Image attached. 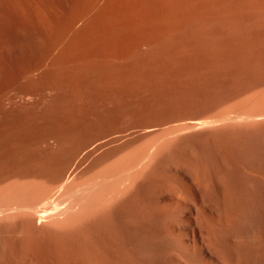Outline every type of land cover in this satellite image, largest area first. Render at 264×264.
I'll use <instances>...</instances> for the list:
<instances>
[{"label": "rangeland", "instance_id": "374dc122", "mask_svg": "<svg viewBox=\"0 0 264 264\" xmlns=\"http://www.w3.org/2000/svg\"><path fill=\"white\" fill-rule=\"evenodd\" d=\"M30 1V5H32L30 8H32L33 10H34V12H33V10H32V15H33V17H34V20H32L33 19V17H31V15H28V16H26V13H28V12H26V13H24V16H23V14H21V13H19V12H17L16 10H14V9H12V12L11 11H9V10H11V9H7V10H5L6 9V7H5V5H1V7H0V14L2 15L3 13H5L4 14V16L6 17H4L3 15H2V17L3 18H1V15H0V30H2V31H0L1 33V35H0V58H2V60H4V62H1V60H0V75H1V78L3 79H1L0 80V83H1V86L2 87H6L5 89L6 90H8L9 91V89H10V91L9 92H11L12 91V93L10 94L8 91H6L5 89V91L3 90V92L2 93H0V98H1V100H0V102H1V104H0V120H2V121H0L1 123H0V126L2 127V128H0V174L1 173H3V172H5V171H7L8 169H10V168H13L15 165H16V160H15V158H14V153H16V152H20V153H24V155L25 156H28V155H30V154H35L36 153V151L37 152H39V151H41V152H44L45 153V151L46 150H48L49 151V149L48 148H46L47 146V142H46V139L48 140V138H50V137H48V133H49V129H51V127H53V129H51L50 130V132H52V133H55V131L57 132V133H65V129L64 128H66L67 129V131H69V132H71V134L73 135L74 133L76 134H79V133H84L85 131H87L88 132V129L90 128V131H91V129H93L92 131H94L95 129L97 130V129H99V127H100V131H102V130H106L107 128L108 129H111L112 130V128H114V130L115 129H121V128H123V127H126V128H124V129H127V127H130L131 125L133 126L134 125V128L136 127V125H137V127L136 128H139V126L141 127L142 125L144 126V125H149V124H161L162 123V125H161V127L163 128L164 126H168V125H170V124H176L177 122H175V121H178V122H180V119H179V117L181 116V115H179L180 113L181 114H183V116H184V114H187L186 116V118H189L190 117V115H192L191 117H194L196 114H190V113H193V112H207V111H209V109H210V111L209 112H212V111H214V110H216V109H214V105L216 104V105H219V104H217V103H220V104H222L223 102H224V104L223 105H221V106H218V107H220L221 109H222V107L226 104V106H224L223 107V109H225L226 107L228 108L229 107V105H230V107L229 108H233V106H234V108L235 107H237V109H234V110H247V111H260V110H262V111H264V91L262 92V90L264 89L263 87V85L262 84H264L263 83V80H264V78H263V76H262V74L264 75V67H262L261 68V66L262 65H259V64H261V63H263L264 62V15H263V13L264 12H262V11H264L263 9H264V7H260V5L262 4L263 6H264V0H263V2H262V0L260 1V0H225V1H223V0H218V2H217V0H213V1H208V3H207V0L205 1V0H198V1H196L195 0V3L193 2L194 0H174L176 3H177V1L179 2V3H181L182 1V3L181 4H179V3H177V4H179V7L181 8H179L178 9V6H177V4L175 3V2H173V0H149V1H147L146 3H145V1L143 2V6H142V3L140 2V1H143V0H130L131 2H133V4H130L129 3V0H126V2L127 3H129V5L126 3V5H125V8H124V1L125 0H121L122 2H120V0H118V1H116V0H114V2L112 1V0H109V1H111V2H109L108 0H98V3L95 1V3H97V4H99V7L98 6H96L95 5V10H98L99 8L101 9H103L104 7L103 6H105V5H108V6H105V7H107L109 10H105V11H107L106 13L104 12V9H103V14L105 15V14H109V15H105L107 18H109L110 16H112V17H110L109 18V20L111 19L112 20V18H113V20H112V22H111V20L109 21V22H107L108 20L107 19H105V17H104V15L103 14H101V16L103 15V17L102 18H99V17H101L100 15H98L99 13H101L102 12V10L100 11V10H98V11H100L99 13H98V11L96 12L94 9V11L96 12V13H94L95 15H98L99 17L97 18L98 20H100V21H98L97 19H94V17H95V15H93V18H92V20H97V21H94L93 23H94V26H93V30L90 28L91 27V25H89V27L87 28L88 30V32H86L84 29H82L81 30V28H79L82 32H83V35L85 36V38H87V40H85V38L83 39V35L82 34H79V29H78V26L80 25H78V24H76L75 25V27H76V29H74L73 31L74 32H72V30H67V28L65 29V31H61V30H63L64 29V25H61V26H63V29L62 28H60L59 30H60V32H61V34H63L64 32H72L71 33V36H69V37H71V38H69L68 37V35H70V33H68V35H66V37H65V35L64 36H62V37H64L65 39L67 38L68 39V41H67V39H66V41H65V39H64V41L66 42L65 43V45H63V47L66 49V51H70L69 53L68 52H66L65 51V49L63 50V52L62 53H64V51H65V54H60L61 56H62V62L61 63H63L64 61L66 62L65 63V65L63 64H61L62 66H64V67H62L61 66V68H62V70L63 71H65L64 73H66V74H70L71 72H69L68 70H74L73 68H75L76 66L78 67H76L75 68V70H80V72L81 73H79V72H75V70H74V73L72 72V74H74V75H76V76H72V77H74L75 79H77V81H79V82H77L74 78H72L71 77V75H70V77H69V75H66V74H64L63 73V71H62V73L65 75V76H67L66 78H65V76L63 75L62 77L60 76V77H57V76H59L60 74L59 73H56V72H54V69L53 70H51V68H53L52 66H49L50 64H51V62L50 61H48V59L47 58H45V57H48L49 58V60H51L50 58L52 57V56H50L51 54H50V52L52 53L53 51H54V53L53 54H57L56 52L58 51V50H56L55 51V49L53 48V50L51 51V50H49L48 51V48L50 49L51 48V41L53 40V38L55 37V36H58V38L60 39V32H59V30H55L54 29V26H55V24L56 25H58L57 23H56V20L58 21V20H60V21H62L61 19H63V21L62 22H64L66 19H69V17H72L73 16V13H75V8H76V6H78L79 5V7L78 8H80V5H84L81 1L82 0H60L61 2H63V3H61L59 0V2L56 0V2H55V0H51V1H53V2H51L50 0H29ZM33 1H35V2H33ZM45 1H46V3H45ZM47 1H50L49 3L47 2ZM69 1H71L70 3H69ZM86 1V0H85ZM84 1V3H86ZM89 1H91V0H89ZM103 1V2H102ZM106 1V3H104ZM108 1V2H107ZM116 1V2H115ZM138 1V2H137ZM159 1H160V3H159ZM170 1V2H169ZM189 1V3H187ZM220 1V2H219ZM222 1L224 2V3H222ZM232 1H236L235 3L236 4H233L232 3ZM242 1V2H241ZM245 1V2H244ZM249 3V1H250V6L247 4V2ZM260 1V3H257V2H259ZM31 2H33V3H31ZM58 2V3H57ZM77 2H79V3H82V4H79V3H77ZM101 2V3H100ZM120 2V3H119ZM152 2V3H151ZM154 2V3H153ZM156 2V3H155ZM166 2H168V3H170V5L167 3V6H166ZM185 2V3H184ZM192 2H193V4H192ZM197 2V3H196ZM200 2V3H199ZM209 2L210 3H212V4H210L209 5ZM229 2V3H228ZM255 2L256 3V5H255V3L253 4V3ZM1 3V2H0ZM45 3L46 5H43V4ZM51 3H52V6H51ZM55 3H57V5H55ZM75 3L77 4L76 6H75ZM87 3H89V2H87ZM87 3H86V5H87ZM102 3H103V5H102ZM108 3H110V4H114V3H116L117 4V6H119V5H121V8H122V10L120 9L119 11H117L119 8H120V6H119V8L116 6H112V5H110V4H108ZM136 3H138V6H137V8H136ZM140 3H141V5H140ZM158 3V4H157ZM184 3V4H183ZM203 3V4H202ZM206 3L208 4V6L206 5ZM219 3V4H218ZM222 4V6H221V4ZM229 5H228V4ZM38 4V6L37 7H35L36 5ZM42 4V5H41ZM50 4V5H49ZM66 4L68 5V6H66ZM101 4V5H100ZM155 6H154V5ZM160 4V5H159ZM164 5L163 7H161L162 5ZM194 4H196V5H194ZM199 4V5H198ZM201 4V5H200ZM218 5V11H219V9H220V12L218 13L217 12V6H214V5ZM240 6H239V5ZM246 4V5H245ZM258 4H259V6H258ZM54 5V6H53ZM63 5V6H62ZM69 5H71L72 6V8H71V6H69ZM85 5V6H86ZM133 6V8H132V6ZM150 6V5H153V6H151V7H154V9H153V11L152 10H150L151 9V7H146V9H145V6ZM157 5V6H156ZM168 5L170 6V7H168ZM172 5V6H171ZM181 5V6H180ZM187 6V8L185 9L184 8V6ZM192 5H194L193 7H192ZM198 5V6H197ZM205 7H204V6ZM212 5V6H211ZM224 5H225V9H224ZM234 5V6H233ZM238 5V6H237ZM243 5V6H242ZM256 7H255V6ZM39 6H41V7H39ZM44 6H46L47 8H49V9H53V11L52 10H50L49 11V9H47V8H45ZM52 8H51V7ZM60 8H59V7ZM66 6V7H65ZM75 8H74V7ZM102 6V7H101ZM110 6H112L111 8H110ZM127 6V7H126ZM130 6V8H128ZM135 6V7H134ZM139 6H142V9H141V7L139 8ZM158 6H160V8H158ZM185 6V7H186ZM197 6V7H196ZM211 6V7H210ZM226 6H228L227 8H226ZM246 6V7H245ZM2 7H3V9H4V7H5V9H4V11H3V9H2ZM33 7H35V8H33ZM55 7V8H54ZM63 7V8H62ZM64 7H65V9H66V11H64L65 9H64ZM96 7H98V9H96ZM165 7V8H164ZM172 7V8H171ZM175 7V8H174ZM184 8V10H182L183 8ZM189 7H192V8H189ZM201 8L200 10L199 9H197V8ZM203 7V8H202ZM207 7V8H206ZM255 7V8H254ZM37 8H40V10L39 9H37ZM64 9V10H62V9ZM113 8L115 9V11L113 10ZM118 8V9H117ZM136 10H138V11H136ZM149 8V9H148ZM155 8H157V9H155ZM162 8H164L165 10H163ZM167 8V9H166ZM168 8H169V11H170V13L172 12H174V14L175 13H177V15L175 14V15H173V17H172V15L171 16H169L168 14H166V13H169V12H164V11H168ZM171 8V9H170ZM205 8V9H204ZM213 8H216V9H214L213 10ZM222 8V9H221ZM241 8V10H239ZM243 8L244 9H246V11L244 12L243 11ZM39 10V11H37V10ZM42 9V10H41ZM43 9H45V10H43ZM56 9V10H55ZM58 9V10H57ZM117 9V10H116ZM128 9V10H127ZM163 11H162V10ZM177 10V12H175V11H173V10ZM190 9V10H189ZM196 10V14L194 13V11L193 10ZM209 11H207V10ZM211 9V10H210ZM247 9H251V10H253V12H255L254 11V9L256 10V12H255V14H256V17L254 16L255 14L254 13H251V11H249V10H247ZM261 9V11H260V14L258 13L259 12V10ZM36 10V11H35ZM59 10H60V12H59ZM74 11V12H72V14H71V11ZM110 10H112L113 12H116V14L114 15V13L112 12L111 13V11ZM126 11V13L128 12H130L129 13V15L130 14H132V16H130V17H127V16H129L128 14H125V11ZM134 10L137 12H134ZM139 10H140V12H139ZM143 10H144V12H143ZM148 10H150V12L148 11ZM180 10V11H179ZM189 10V11H188ZM199 10V11H198ZM213 10V11H212ZM222 10H224V12L222 11ZM2 11V12H1ZM9 11V12H8ZM45 11H48V12H44ZM54 11H58V13L56 12V13H53ZM64 11V12H63ZM108 11H110V12H108ZM145 11H146V13H145ZM162 11V12H161ZM179 11V12H178ZM182 11H184L183 13H182ZM200 11H203V12H200ZM210 11H212V12H210ZM226 11H228V12H226ZM7 12V13H6ZM11 12V13H10ZM36 12V13H35ZM38 12H39V15L42 17H40L39 15H38ZM43 12V13H42ZM65 12L67 13V15L65 14ZM119 12V13H118ZM132 12V13H131ZM139 12V13H138ZM160 13V15L158 14V13ZM192 12V13H191ZM210 13V15L209 16H207L208 15V13ZM239 12H240V14H239ZM243 12V13H242ZM15 13H17V14H19V16L17 15V14H15ZM34 13V14H33ZM53 15H51V14ZM60 13V14H59ZM70 13V14H69ZM93 13V12H92ZM122 13V14H121ZM136 13V15L137 16H134V14ZM150 14V18H152V17H154V19L155 20H153V18H152V22H150L151 21V19H148L149 18V14ZM153 13V14H152ZM157 15H156V14ZM163 13V14H162ZM165 13V14H164ZM171 13V14H172ZM180 13V14H179ZM187 13V14H186ZM201 13V14H200ZM204 13V14H203ZM218 13V14H217ZM222 13H225V14H222ZM11 14H13V15H11ZM35 14H36V18H35ZM45 14H47L48 15V17H49V19H50V21H48L49 19L47 18V15H45ZM55 14H57V15H55ZM64 15L65 14V16L63 17L62 15ZM111 14V15H110ZM121 14V15H120ZM123 14H125V15H123ZM143 16H142V15ZM145 14H147V15H145ZM179 14V15H178ZM184 15V16H182V15ZM192 14V15H191ZM199 14H200V16H199ZM206 14V15H205ZM8 15H10V17H8ZM17 15V16H16ZM71 15V16H70ZM118 15H119V17H118ZM154 15V16H153ZM205 15V16H204ZM260 15V16H259ZM14 17V18H12V17ZM39 16V17H38ZM44 16H45V18H44ZM57 16H58V18H57ZM60 16V17H59ZM142 16V17H141ZM146 16H148L147 18H146ZM160 16V17H159ZM162 16H163V19L164 20H166L165 21V23L163 22V21H161L160 23H158L159 22V18H161L162 19ZM190 18H189V17ZM194 16V20H193V18L192 17ZM197 16V17H196ZM202 16V17H201ZM249 16H252V17H249ZM27 19V17H28V19L26 20L25 18ZM68 17V18H67ZM97 17V16H96ZM95 17V18H96ZM116 17H118V18H116ZM125 17H127L126 19H128V22H130V24L127 22V20L125 19L124 20V18ZM134 17H135V19H134ZM138 17V18H137ZM139 17L141 18L140 19V21L138 22V20H139ZM167 17H168V20H167ZM175 17V18H174ZM177 17V18H176ZM184 18V19H182V18ZM187 17V18H186ZM199 20H197L196 18ZM201 17V18H200ZM206 17V18H205ZM255 17V18H254ZM12 18V19H11ZM17 18V19H16ZM20 18V19H19ZM29 18L31 19V20H29ZM55 18H57V19H55ZM116 18V19H115ZM122 18H123V20H122ZM131 18V19H130ZM158 18V19H157ZM192 18V19H191ZM202 18H204V19H202ZM245 19V20H242V19ZM246 18H247V20L249 19L250 20V18L251 19H253V20H248L249 22L247 23V21H246ZM259 18V19H258ZM11 19V20H10ZM16 19V20H15ZM24 21H23V20ZM36 19H37V21L39 20V19H43V20H39V22H35L36 21ZM45 19H48V20H46V21H44ZM103 19H105V21L103 20ZM118 19V20H117ZM143 19H147V20H149V22L148 21H143V22H145L146 23V25L144 24L143 26H144V29H142V20ZM162 19V20H163ZM180 19V20H179ZM188 19V20H187ZM256 19V20H255ZM262 19H263V22H262ZM2 20V21H1ZM22 20V21H21ZM126 22V24L125 23H123V25H122V22ZM132 20H133V22H132ZM171 20V21H170ZM178 22H177V21ZM197 20V21H196ZM239 20H241V22H242V24L243 25H241V22L239 23ZM258 20V21H257ZM8 21H10V22H8ZM18 23H17V22ZM19 21L22 23V24H19ZM29 23H33V25L32 24H29ZM30 21H32V22H30ZM45 22L44 24L43 23H41V22ZM66 21H68V20H66ZM101 21H103L102 23H101ZM116 21V22H115ZM118 21H120L119 23H118ZM135 21H136V23H135ZM153 21H155V22H153ZM156 21H158V22H156ZM172 21H174V22H172ZM183 21V22H182ZM189 22L188 24H187V22ZM191 21V22H190ZM193 21H196V22H193ZM244 21V22H243ZM252 21V22H251ZM259 21H261V22H259ZM3 22H5V23H3ZM12 22V23H11ZM48 22V23H47ZM53 22L55 23V24H53ZM92 22V21H91ZM91 22H90V24H91ZM95 22H96V24H95ZM105 22H107L106 24H105ZM198 22H200V23H198ZM246 22V24L244 25V23ZM250 22H251V25H253V26H251L250 25ZM8 23H11V25L10 24H8ZM13 23H15V24H13ZM28 23V24H27ZM50 23H52V24H50ZM66 22H64V24H65ZM98 23V24H97ZM102 24V27L100 26L101 24ZM114 23V24H113ZM138 23V24H137ZM150 23V24H149ZM153 23H155L154 25L155 26H157L156 24H158V26H157V28H159V26H160V28H162V26L165 28H169V30L168 29H164V28H162L163 30H160V29H158L159 30V32H158V30H157V28L155 27V29H152V28H154V27H151V26H154L153 25ZM170 23V24H169ZM171 23H172V26H171ZM182 25H181V24ZM193 23V24H192ZM253 23V24H252ZM3 24V25H2ZM19 24V25H18ZM23 24H25L26 26H27V28H25L26 26L25 25H23ZM39 24H41V25H39ZM43 24V25H42ZM48 24H50V25H48ZM104 24V25H103ZM110 24V25H109ZM116 24V25H115ZM118 24H119V26H118ZM128 24H129V27H128ZM132 24H133V26H132ZM140 24V26H138ZM148 24H149V26H148ZM163 24V25H162ZM177 24V25H176ZM179 24V25H178ZM197 24V25H196ZM199 24V25H198ZM239 24H240V26H239ZM8 25H9V27H8ZM23 25V26H22ZM30 25H31V27H30ZM38 25H39V27H38ZM78 25V26H77ZM99 25V27L102 29V31H101V29L99 28V27H97L96 28V26H98ZM113 25H115V26H113ZM126 25V26H125ZM130 25L132 26V27H130ZM135 25H137L136 27L137 28H135ZM168 25V26H167ZM170 25V26H169ZM175 25V26H174ZM183 25H186V26H183ZM188 25H190V27H188ZM193 25V26H192ZM194 25H196V26H198V27H195ZM3 26H5V29H4V27ZM12 26V27H11ZM15 26V27H14ZM22 26V27H21ZM40 26H41V28H40ZM42 26L44 27V26H46V27H44L45 28V30H44V28L42 29ZM48 26H50L51 27V29L50 28H48L47 29V27ZM107 27V28H105V27ZM111 26H113V29L111 28ZM125 26V27H124ZM142 26V27H141ZM177 26V27H176ZM181 26H182V28H181ZM242 26V27H241ZM250 26V27H249ZM3 29H2V28ZM7 27H8V29H7ZM17 27V28H16ZM18 27H20V28H18ZM24 27V28H23ZM37 29H36V28ZM56 27V26H55ZM108 27H109V30H108ZM119 27V28H118ZM128 27V28H127ZM148 27H150V29L148 28ZM174 27H176L175 29H176V33L174 32V30H173V28ZM188 28V29H185L184 30V28ZM194 27H195V29H194ZM14 28H16V29H14ZM23 28V29H22ZM31 28V29H30ZM35 29V31H34V29ZM54 30H53V29ZM57 28H59L58 26H57ZM90 28V29H89ZM104 28V29H103ZM111 28V29H110ZM118 30H117V29ZM124 28V29H123ZM126 28V29H125ZM131 28L133 29V30H131ZM192 28V30H190ZM196 28H198V29H196ZM201 30H200V29ZM7 29V30H6ZM11 30V29H13V31L11 32V31H8V30ZM20 29V30H19ZM41 29V30H40ZM96 29H98V30H96ZM116 29V30H115ZM128 29V30H127ZM131 30V32H130V30ZM137 29V30H136ZM142 29V30H141ZM145 29H146V31H148L149 32V34H147V32L145 31ZM173 31H172V30ZM182 29V30H181ZM196 30V31H194V30ZM17 30V32H15ZM29 30H31V31H29ZM38 32H37V31ZM49 30H51V32L49 31ZM75 30H77V31H75ZM90 30V31H89ZM94 30H96V31H94ZM118 31V32H115V31ZM119 30H121V32L119 31ZM123 30V31H122ZM127 30V31H126ZM134 30H135V32H134ZM141 30V32H138V31H140ZM165 30V31H164ZM181 30V31H180ZM199 30V31H198ZM9 33H8V32ZM33 31V32H32ZM43 31H44V34H42L43 33ZM53 31H54V33H53ZM55 31H58L57 33L55 32ZM86 32V34H87V36H86V34H85V32ZM104 31H106V32H104ZM112 31H114L115 32V34L117 33V34H120V35H117L116 34V36H115V34H114V32H111ZM127 33H126V32ZM155 32V34L153 33V32ZM162 31V32H161ZM177 31L179 32V33H177ZM197 31L199 32V34H197ZM256 31V32H255ZM257 31L259 32V33H257ZM5 32V35L3 34ZM16 33V35H12V34H14V33ZM40 32V33H39ZM48 32V33H47ZM78 33V35H77V33ZM82 32H80V33H82ZM90 32V33H89ZM95 32V33H94ZM96 32H98V33H96ZM103 32H104V34H106L107 32V34H110V35H112V36H110V35H104L103 34ZM126 33L128 36L130 35V33H134L135 35H138V36H135L134 34L132 35L131 34V36L128 38V36H126L125 34H123V33ZM143 32V33H142ZM147 34H145V33ZM166 32V33H165ZM167 32H169L170 33V35H171V33L172 32H174V35H172L171 37H168V36H170V35H167ZM183 32V33H182ZM187 32V33H186ZM194 32H196V34L194 33ZM17 33H18V35H17ZM49 33H51V34H49ZM74 33V35H72ZM103 34V35H101V34ZM151 33V34H150ZM160 33V34H159ZM163 33V34H162ZM164 33H165V35H164ZM168 33V34H169ZM257 33V34H256ZM5 36L4 38L2 37L3 35ZM42 34V35H41ZM58 34H60V35H58ZM64 34H66V33H64ZM90 34V35H89ZM92 34V35H91ZM94 34V35H93ZM99 34V35H98ZM140 34H144L145 36H148L147 37V39H146V37L145 36H143V35H140ZM161 34H162V37H161ZM173 34V33H172ZM176 34V35H175ZM181 34V35H180ZM240 34V35H239ZM252 34V35H251ZM255 34V35H254ZM261 34V35H260ZM9 35V36H8ZM40 37H39V36ZM48 35H50V37L48 36ZM81 36V38H80V36ZM99 36V39H96V37L97 36ZM122 35V36H121ZM139 35H140V37H139ZM150 35V36H149ZM164 35V36H163ZM166 35H167V37H166ZM9 38H8V37ZM11 36V37H10ZM15 36V37H14ZM37 36H38V38H37ZM43 38H42V37ZM46 36H48V37H46ZM51 36H52V38H51ZM74 36H75V39L77 40V41H75V39H74ZM94 36H96V37H94ZM109 38H108V37ZM115 36V37H114ZM119 36V37H118ZM121 36V37H120ZM124 36V37H123ZM156 36H158L157 38H156ZM79 39H78V38ZM90 37H92L93 39H91ZM101 37V38H100ZM102 37H106L105 39L103 38V40H101L102 39ZM114 39H113V38ZM144 37H145V39L146 40H144ZM41 38H42V41H41ZM46 40H45V39ZM57 38V37H56ZM55 38V39H56ZM90 38V40H88ZM108 38V39H107ZM117 38V39H116ZM120 38H122L123 40H121ZM137 38H138V40H137ZM140 38V39H139ZM152 38H154V39H152ZM156 38V39H155ZM159 38V39H158ZM161 38V39H160ZM2 39H4V41L2 40ZM9 39H10V41H9ZM16 39H17V41H16ZM62 39V38H61ZM74 39V40H73ZM108 40V42H106L107 40ZM119 39V40H118ZM125 39V40H124ZM130 39V41H128ZM132 39V40H131ZM134 39V40H133ZM136 39V40H135ZM142 39V40H141ZM148 39H150V40H148ZM163 39H164V41H163ZM168 39H170V41H171V39H172V42L171 43H169L170 41L168 40ZM14 40V41H13ZM45 40V41H44ZM48 40H50V41H48ZM70 40H72V41H70ZM81 40V41H80ZM98 40V41H97ZM99 40H101L100 42H99ZM106 40V41H105ZM109 40L111 41V42H109ZM114 40V41H113ZM117 40V41H116ZM122 42H121V41ZM140 40V42H141V44L138 42ZM148 40V42H146ZM151 40H153V42L151 41ZM155 40H157V41H155ZM158 40H160V41H158ZM73 41H75V43L73 42ZM79 41V42H78ZM84 41H86V42H84V43H87V44H84L83 45V42ZM90 41V42H89ZM92 41V42H91ZM97 41V42H96ZM119 41V42H118ZM124 41H128L129 42V44L127 43V42H125V43H123ZM136 41H137V44H136ZM163 41V43L161 44L160 42H162ZM10 42V44H7V43H9ZM44 42H46V43H44ZM49 42V43H48ZM76 46L78 43L80 44L81 42V46L78 44L76 47H77V49H76V47L72 44V43ZM93 42H95V44L93 43ZM102 42V43H101ZM114 42V43H113ZM142 42H144V43H142ZM152 42V43H151ZM159 44V46H158V44ZM166 44H165V43ZM207 42V43H206ZM3 43V44H2ZM12 43H13V45H12ZM42 45H41V44ZM62 43H63V41H62ZM89 43V44H88ZM92 43V44H91ZM99 43L102 45V44H104V46L102 45H99ZM109 43V44H115L116 43V48H115V45H113L112 47H114V48H112L111 47V45H107V44ZM120 43H122L123 45H121ZM127 43V44H126ZM147 43H149L148 44V46H149V48L147 47ZM157 44L156 46L154 45V44ZM182 43L184 44V45H182ZM186 43H187V46H186ZM188 43H190L189 44V47H190V45H191V47L189 48L188 47ZM193 43H196L195 44V46L193 45ZM209 43H211V45L213 46H210V45H208ZM17 44V45H16ZM38 44H39V47H38ZM46 44H47V46H46ZM64 44V43H63ZM69 44H70V49L71 48H73V49H69ZM99 45V47H98V45ZM108 46H106V45ZM132 44V45H131ZM143 44H146V45H143ZM150 44H153V47L155 48V50L156 49H158V48H160L159 50H154V48L152 47V45H150ZM179 44V45H178ZM181 44V45H180ZM3 45V46H2ZM9 45V46H8ZM73 45V46H72ZM83 45V46H82ZM90 45V46H89ZM91 45H93V46H91ZM95 45H96V47H95ZM119 45V46H118ZM128 45V46H127ZM132 47H131V46ZM198 45H199V47H198ZM4 47V48H2V47ZM5 46H7V47H5ZM11 46V47H10ZM14 46H16V48L14 47ZM41 46H43V47H41ZM44 46H45V48H44ZM67 48H66V47ZM81 48H80V47ZM88 46V47H87ZM100 46H101V48L103 47L104 49H101L100 48ZM123 48H126V49H123ZM151 46V47H150ZM158 46V47H157ZM163 46H164V48H163ZM183 46H186V47H184L183 48ZM210 46V47H209ZM10 47V48H9ZM38 47V48H37ZM81 49L80 50V53H79V48ZM83 47V48H82ZM85 47V48H84ZM87 47V48H86ZM92 47V49L93 50H97V53H96V50L94 51L95 52V55H94V53H93V50L92 49H90V48ZM95 47V48H94ZM98 47V48H97ZM117 47H118V50H117ZM177 47V48H176ZM182 47V50L180 49ZM203 47V48H202ZM215 47V48H214ZM37 48V49H36ZM43 48V49H42ZM47 48V49H46ZM88 48H89V50H91V51H89L88 50ZM107 50H106V49ZM110 50H109V49ZM133 48V49H132ZM152 48V49H151ZM164 50H163V49ZM192 48V50L194 51H192V50H190ZM240 48H241V50H240ZM4 49V50H3ZM18 49V51H16ZM38 49H40L41 51V53H39V51L37 52V50ZM75 49H76V51H78V52H73V51H75ZM102 51H101V50ZM120 49V50H119ZM130 49H132V51L130 50ZM187 49V50H186ZM190 51H192V52H190ZM195 49V50H194ZM205 49V50H204ZM207 49V50H206ZM208 49H210V50H208ZM214 49V50H213ZM234 49V50H233ZM235 49H236V51H235ZM244 49V50H243ZM6 50H11V51H7V53L6 52H4V51H6ZM16 52H15V51ZM43 50V51H42ZM83 50H85L84 51V53L86 54H84L83 53ZM100 50V51H99ZM112 50V51H111ZM114 50V51H113ZM121 50H123V51H121ZM124 50H126V51H124ZM134 50V51H133ZM162 50V51H161ZM181 50V51H180ZM186 50V51H185ZM201 50H203V51H206V52H203V51H201ZM212 50V51H211ZM230 50V51H229ZM232 50V51H231ZM240 50V51H239ZM243 50V51H242ZM2 51H3V53H2ZM44 51H46V52H48V53H46V52H44ZM88 51H89V55L90 54H92V55H90L89 57H87L88 56ZM107 51V54L105 53ZM120 51L122 52L121 54H120ZM130 53H129V52ZM135 51L137 52V54L138 55H136V53H135ZM147 51H148V53H147ZM149 51L151 52V53H149ZM158 51V52H157ZM180 51V52H179ZM188 51V52H187ZM209 51V52H208ZM211 51V52H210ZM242 51V52H241ZM14 52H15V54H14ZM43 52V53H42ZM71 52H73L72 54L74 55H72L71 54ZM99 52H101V53H99ZM111 52H114L113 54H111V56H110V53ZM117 52L120 54V55H122V56H119V54H117ZM128 52V53H127ZM133 52V53H132ZM145 52H146V54H147V56L149 57V59H147L148 57H146V55H145ZM154 52H155V55H154V60H153V56L151 57V56H149L150 54H154ZM190 52V53H189ZM208 52V53H207ZM68 53V54H67ZM76 53V54H75ZM77 53H78V55H77ZM81 53H83L84 55H85V59L87 60H85L84 59V55H83V58H82V56L80 57V55H82ZM125 53H127V54H125ZM132 53V54H131ZM157 53V54H156ZM192 53V54H191ZM5 54V55H4ZM15 56V60H14V56ZM37 54H39V57H42L41 59H38L39 57H37L38 55ZM42 54H43V56H42ZM47 54L49 55V56H47ZM106 54V55H105ZM117 54V55H116ZM125 54V56H123ZM129 54V55H128ZM134 54V55H133ZM140 54V55H139ZM2 55H4V56H2ZM35 55V56H34ZM67 55L69 56V59H70V61H69V59H68V57H67ZM76 55H77V60L79 61V63H81V60H79V58L78 57H80L81 59H82V63L81 64H78L77 65V63H78V61L76 60ZM104 56L103 58H102V56ZM109 55V56H108ZM127 55L129 56V58L127 57ZM133 55V56H132ZM145 55V56H144ZM10 56H12V57H10ZM19 56V57H18ZM29 56V58H27V57ZM61 56H60V58H61ZM66 56V57H65ZM73 56V58L72 59H74V60H72L71 59V57ZM98 56V57H97ZM107 56H108V58H107ZM112 56H113V58H112ZM136 56H141V58H135V60H137V59H139L140 60V62L138 63V61L139 60H137V61H135V63H134V61H132V59L134 60V57H136ZM144 58H143V57ZM24 57V58H23ZM33 59H32V58ZM65 57V58H64ZM91 57V58H90ZM94 57V58H93ZM106 57V58H105ZM117 57V58H116ZM126 57H127V59H126ZM145 57H146V59H145ZM156 57V58H155ZM6 58V59H5ZM17 58H21L20 59V61H19V59H17ZM44 58L45 59H47V60H44ZM68 60H67V59ZM88 58V59H87ZM90 58V59H89ZM111 58H112V60H111ZM119 58V59H118ZM121 58H122V60H121ZM235 58V59H234ZM11 59V60H10ZM22 59H24V60H22ZM28 59V60H27ZM36 59V60H35ZM38 59V60H37ZM64 59V60H63ZM95 59H101V60H95ZM103 59V60H102ZM105 59H107V61L105 60ZM130 59H131V61L133 62H131L130 61ZM250 59V60H249ZM22 60V61H21ZM27 60V61H26ZM35 60V64H33V63H31V62H33ZM83 60H85V61H83ZM89 60V61H88ZM92 62H91V61ZM115 60V62H112V61H114ZM127 60V61H126ZM145 60H147V62H145ZM153 62H155V63H152V61ZM158 60V61H157ZM248 60V61H247ZM15 62L16 64H10L11 62ZM24 61V62H23ZM30 61V62H29ZM45 61V62H44ZM70 62V63H68V62ZM71 61H72V64H71ZM96 61H97V63H96ZM101 61V62H100ZM108 62V63H106V62ZM120 61V62H119ZM125 61V62H124ZM130 61V62H129ZM143 61V62H142ZM149 61V62H148ZM251 62V64L253 65L254 64V61H255V63L256 62H261V63H256V64H254V66H250V63H248V62ZM13 62V63H14ZM19 62V63H18ZM23 62V63H22ZM36 62H37V64L38 63H40V64H38V66H39V68H37L38 66L36 65ZM43 62V63H42ZM46 62H48V63H46ZM73 62L75 63V64H73ZM87 62H89V63H87ZM94 62V63H93ZM104 62V64H102ZM111 62V63H110ZM122 62H124V63H122ZM137 62V63H136ZM160 62V63H159ZM247 62V63H246ZM29 63V64H28ZM68 63V64H67ZM88 64V67L86 66L87 64ZM91 63V64H90ZM103 65V67L106 69L107 68V70H108V72L106 71V70H104L103 71V67L102 66H100L101 64ZM119 63H120V65H119ZM124 65V68H123V65ZM127 63V64H126ZM128 63H129V65H128ZM141 63L143 64V65H141ZM151 66V65H153V66H149L148 64ZM158 63V64H157ZM22 64V65H21ZM24 64V65H23ZM25 64H26V66H25ZM32 64L34 65V66H32ZM43 64H45V65H43ZM89 64H90V66L92 67H90L89 66ZM93 64V65H92ZM95 64V65H94ZM98 64V65H97ZM111 64H113V65H111ZM114 64H116V65H114ZM135 64V65H134ZM137 64V65H136ZM147 64V65H146ZM154 64H155V66H157V70H156V67L154 66ZM157 64V65H156ZM248 64V65H247ZM5 65H7V66H5ZM14 65V66H13ZM20 65H21V68H19L20 67ZM48 65V66H47ZM70 65H73V66H70ZM84 65V66H83ZM108 66V67H106V66ZM111 65V66H110ZM119 67H118V66ZM125 65L127 66V67H125ZM132 65H134V66H136L137 67V69L135 70V68L136 67H134L133 66V68H134V72H132L130 75H128L129 74V72H130V70L132 69L133 70V68H132ZM139 65H141V66H139ZM146 65V66H145ZM263 65H264V63H263ZM2 66H3V69H2ZM9 66L11 67L12 66V68H10L9 70H8V68H9ZM28 66V67H27ZM37 66V67H36ZM45 66L47 69L45 70V67L43 68V67ZM65 66H66V68H68V66H69V68H68V70L66 69H64L65 68ZM80 66L82 67V68H80ZM94 66V67H93ZM97 66L99 67V70H93V68L94 69H97ZM115 66V67H114ZM144 66V67H143ZM259 66V67H258ZM5 67V68H4ZM24 67V68H23ZM33 67V69H31V68ZM84 67V68H83ZM87 67V68H86ZM117 67V69L119 68V70H115V68ZM121 67V68H120ZM143 67V68H142ZM147 67V68H146ZM148 67L149 68H151V69H148ZM159 67V68H158ZM238 67H239V69H238ZM17 68V70H19L18 72H17V70H15V69ZM27 68V69H26ZM29 68V69H28ZM35 68H36V71H35ZM43 68V69H42ZM112 69V71H111V69ZM240 68H241V70H240ZM242 68H243V70H242ZM260 68L262 69V71H263V73H262V71L260 70ZM6 69V70H5ZM12 69V70H11ZM43 70V72L44 73H42V72H39V71H42ZM49 69V70H48ZM91 71H90V70ZM124 69H126V70H124ZM129 69V70H128ZM141 71H140V70ZM144 69V70H143ZM153 69V70H152ZM235 69H237V72L238 71H241V73L243 74V76L244 77H242V74L241 75H239L240 74V72H236V70ZM2 70V71H1ZM5 70V71H4ZM15 72H14V71ZM23 70V72H21ZM25 70V71H24ZM29 72H28V71ZM30 70H31V73H30ZM38 70V71H37ZM90 71V72H88V71ZM115 70V71H114ZM147 70V71H146ZM6 71H7V73H6ZM10 71V72H9ZM12 71V72H11ZM27 71V72H26ZM33 71V72H32ZM50 71H52V72H49ZM61 71V70H60ZM59 71V72H60ZM67 71V72H66ZM94 71V72H93ZM121 71H123V73L125 72H127L128 71V76H125L124 75V77H126V79L124 78L123 79V75H122V77H120L121 76V74H118V73H120ZM232 71H234V72H232ZM244 71L245 72H247L246 74L244 73ZM17 72V73H16ZM26 72V73H25ZM38 72V73H37ZM47 72V73H46ZM87 72V73H86ZM97 73V74H92V73ZM109 73L110 75H111V77H110V75L108 74H106V73ZM139 72H142V74H140ZM8 73H10V74H8ZM25 76V77H23L22 76V74ZM27 73H29L28 75H27ZM48 75H46V74ZM55 73L57 74V76L55 75ZM82 73H84L83 74V77H82ZM106 74V76L104 75V74ZM116 73H117V75L122 79H119L118 78V76L116 75ZM122 73V74H123ZM138 73V74H137ZM143 73H144V75H143ZM3 74V75H2ZM13 74H16V75H13ZM34 74H35V76H34ZM38 74V76H36ZM44 75V77L42 76V75ZM49 74H53V75H49ZM81 74V75H80ZM92 74V78H93V81H92V78H91V76L90 75ZM113 74V75H112ZM115 74V75H114ZM133 74V75H132ZM134 74L136 75V76H138V77H136L135 76V78H134ZM8 75V76H7ZM11 75V76H10ZM12 75H13V77H12ZM19 75V76H18ZM34 76V78L36 77V79H37V77H38V79H37V81L33 78V77H31V76ZM41 75V76H40ZM78 75V76H77ZM85 75V76H84ZM86 75H89L88 77L86 76ZM95 77H94V76ZM101 75H104V76H101ZM132 75V76H131ZM140 75V76H139ZM19 77V78H16V77ZM46 76H47V78L48 79H51V80H48L47 78H46ZM55 76L57 77V81H60L61 82V80H63L64 82L60 85L59 83L60 82H57L58 83V85L60 86V87H58V85L56 86V83H55V81H54V79H56L55 78ZM109 76V77H108ZM115 76V78H113ZM237 76H239V77H237ZM260 76H261V78H263V79H261L260 78ZM6 79H5V78ZM8 77H9V79H8ZM12 77V78H11ZM15 77V78H14ZM26 77H29L28 79L26 78ZM40 77V78H39ZM80 77L81 78H83V79H80ZM98 77V78H97ZM105 77H106V79H105ZM129 77H131V78H134V79H131V78H129ZM31 78L32 79H34L35 81H33V80H31ZM61 78V80H59V79ZM65 78V79H64ZM69 78H71L73 81H75V82H73V81H71V79H70V81H71V83H69ZM96 78V79H95ZM108 78V79H107ZM110 78H111V80H112V82H111V80H110ZM117 78V79H116ZM129 78V79H128ZM6 81H5V80ZM14 79V80H13ZM25 79H27V80H29V81H27V80H25ZM41 79V80H40ZM86 79H88V80H86ZM99 79V80H98ZM104 79L106 80V81H104ZM127 79H128V81H127ZM16 80H18V81H16ZM21 80H22V83H21ZM47 80V81H46ZM96 80V81H95ZM118 80V81H117ZM122 82H124L125 80V83H122ZM124 80V81H123ZM244 80V81H243ZM246 80V81H245ZM9 81V85H7V86H9V87H7V86H4L3 84H7L6 82H8ZM12 81V82H11ZM27 81V82H26ZM39 81V82H38ZM45 81V82H44ZM50 81H51V83H50ZM68 81V83L69 84H71L70 86L68 85V83H66V82ZM90 81H92V83L90 82ZM101 81V82H100ZM104 81V82H103ZM3 82V83H2ZM5 82V83H4ZM25 82V83H24ZM28 82H30L31 84L33 83V86L36 88V90H35V88L31 85V84H29ZM40 82L41 83H43V84H41L40 85ZM47 82H49V83H47ZM53 82L55 83V86H56V88L58 87L59 89H61V90H59V89H56V88H54V87H52V86H54L53 85ZM82 82L84 83L83 84V87H81V85H82ZM89 82V83H88ZM98 82H100V83H98ZM115 82L117 83V85L115 84ZM248 82V83H247ZM11 83H14L13 84V86H12V84ZM22 84V85H24V86H22V88H21V86L20 85H18V84ZM26 83H28V84H26ZM35 83H38V84H35ZM67 84V85H64V84ZM77 83V84H76ZM86 83V84H85ZM105 83V84H104ZM111 83H112V85H111ZM120 85H119V84ZM121 83H122V86H121ZM249 86V87H253V88H250V89H252V90H250L249 89V92H248V89H247V87L248 86H246V84ZM52 84V85H51ZM90 84H92V85H94L93 87H92V85H90ZM17 85V86H16ZM31 85V87L33 88H29V86ZM42 85H46L47 86V88L45 87V86H43L42 87ZM62 85H64L66 88L67 87H69L70 88V90H72V93L70 94V92L71 91H69V88H63V87H61ZM72 85H76L75 87L74 86H72ZM85 85H88V87L87 86H85ZM100 85H102V87L100 88L99 86ZM116 85V86H115ZM124 85V86H123ZM261 85V86H260ZM29 88V90L26 88ZM40 86L43 88V89H40ZM49 86V87H48ZM72 86V87H71ZM78 86H80V88L78 87ZM85 86V87H84ZM90 86V87H89ZM95 86H97V87H95ZM104 86H106L105 88L106 89H104ZM107 86H110L109 88L107 87ZM113 86V87H112ZM246 87V88H244V89H241V88H243V87ZM37 87H38V89H37ZM77 87L79 88V89H77ZM112 87V88H111ZM239 87V88H238ZM248 87V88H249ZM15 89V91H13L14 89ZM24 88V89H23ZM26 88V89H25ZM50 88H52V89H50ZM73 88V89H72ZM74 88H75V90H78V92L79 93H77L75 90H74ZM90 88V89H89ZM97 88H100L99 90L97 89ZM213 88H215V90L216 91H214V89ZM216 88H219V90H217ZM21 89V90H20ZM54 89V90H53ZM56 89V90H55ZM84 89V90H83ZM88 91H86V90ZM92 89V90H91ZM97 89V90H96ZM103 90V92H102V90ZM108 89V90H107ZM237 89V90H236ZM239 89V90H238ZM240 89L241 90H244L243 92H244V94H243V92L240 94L239 93V91H240ZM261 89V90H260ZM26 90V91H25ZM31 90V91H30ZM34 91V93H33V91ZM38 90V91H37ZM39 90H41V91H39ZM45 90V91H44ZM59 92H58V91ZM66 92V96H64L65 95V93H64V91ZM79 90H82L81 92L79 91ZM94 90V91H93ZM96 90V91H95ZM101 90V91H100ZM245 90H247V91H245ZM258 90H260V92L261 93H259V91ZM21 91H22V93H21ZM31 93V95H30V93ZM53 91V92H52ZM57 91V92H56ZM62 93H61V92ZM73 91L74 92H76L77 93V95L76 94H74L73 93ZM85 91H86V94H90V96H89V94L87 95V97L85 96L86 94H85ZM91 91H93V92H91ZM98 91H100V92H98ZM237 91V92H236ZM256 92V91H258V92H256V93H254V92ZM17 94H16V93ZM20 92V93H19ZM36 92H38V93H36ZM40 92H42V93H40ZM43 92H45V93H43ZM49 92V93H48ZM52 92V93H51ZM56 92V93H55ZM91 92V93H90ZM97 92V93H96ZM106 94H105V93ZM216 92V93H215ZM245 92H248V93H245ZM7 93H8V95H7ZM24 93H25V95H24ZM28 93V94H27ZM48 93V94H47ZM81 93V94H80ZM252 93V94H251ZM257 93H259V94H257ZM19 94V95H18ZM22 94V95H21ZM27 94V95H26ZM36 94H38V95H36ZM41 94V95H40ZM45 94H46V96H45ZM54 94V95H53ZM57 96H56V95ZM64 94V95H63ZM72 94H74V95H72ZM243 94V95H242ZM248 94V95H247ZM252 96H251V95ZM261 94V95H260ZM4 95L6 96V97H8V98H6V97H4ZM12 95H14L15 96V99H18L19 98V101L17 100V101H14V96H13V98H12ZM24 95V96H23ZM35 95V96H34ZM72 95V96H71ZM78 95H80V96H78ZM83 95V96H82ZM212 95H214L213 97H212ZM241 95V96H240ZM11 96V98H9ZM19 96V97H18ZM41 96V97H40ZM43 96V97H42ZM63 96V97H62ZM75 96H77V97H75ZM247 96H249V97H247ZM3 97H4V99H3ZM17 97V98H16ZM23 97H25V98H23ZM35 98V99H33V98ZM45 97L46 98H48V99H45ZM54 97V98H53ZM58 97V98H57ZM59 97L60 98H63V100L61 99V100H59ZM73 97H75V100L77 101H75L74 100V98ZM73 100H72V99ZM79 98V99H78ZM8 99H11V101H9ZM30 99V100H29ZM32 99V100H31ZM36 99H37V101H36ZM39 99V100H38ZM41 99H42V101H41ZM54 99V100H53ZM66 99H67V101H66ZM78 99V100H77ZM24 100V101H23ZM26 100H27V102H26ZM50 100V101H49ZM60 101V103H55L56 101ZM71 100V101H70ZM81 100V101H80ZM3 101H5V102H3ZM14 101V102H13ZM22 101V102H21ZM30 101V102H29ZM32 101V102H31ZM45 101H47V102H45ZM52 101V102H51ZM54 101V102H53ZM63 101H65L64 103H62ZM69 101L71 102V104L69 103ZM73 101V102H72ZM75 101V102H74ZM16 102V103H15ZM18 102V103H17ZM24 102V103H23ZM29 102V103H28ZM38 102V104L39 105H41L40 107L39 106H37V108H36V106H34L36 103ZM42 102V103H41ZM50 102H51V104H50ZM78 102H79V105H78ZM82 102V106H81V103ZM227 102V103H226ZM4 103V104H3ZM8 103V105H11L10 103H13L11 106H14L13 108L11 107V106H8V105H6ZM22 105H21V104ZM26 103V104H25ZM31 103H33V104H31ZM47 103V104H46ZM70 105H69V104ZM230 103V104H229ZM23 104H25L24 106H23ZM30 104V105H29ZM43 104H44V106H43ZM56 104V105H55ZM64 104V105H63ZM69 106H68V105ZM72 104H75V105H72ZM91 106H90V105ZM245 106V107H243V105ZM5 107H4V106ZM18 105V106H17ZM21 105V106H20ZM27 105V106H26ZM37 105V104H36ZM48 105V107H50L49 109H48V107L47 108H45L46 106ZM74 106V109H77V110H75V111H73L74 109H73V107L72 106ZM239 105H241L242 107H239ZM8 106V107H7ZM19 106H20V108H19ZM22 106H23V109L24 110H22L21 108H22ZM32 106V107H31ZM58 106H60L61 107V109L63 110V106H64V110H65V112H62V110H60V109H58L59 107ZM249 106V107H248ZM4 107V110L2 109ZM18 107V108H17ZM26 107V108H25ZM34 107V108H33ZM54 107V108H53ZM67 107H69L70 108V110H69V108L67 109ZM72 107V108H71ZM75 107H77V108H75ZM216 107V106H215ZM238 107H239V109H238ZM7 108H8V110H7ZM31 108V109H30ZM34 110H36V111H33V109ZM39 108H41V110L39 109ZM44 108V109H43ZM79 108V109H78ZM226 108V110H228ZM232 108H231V111H233L232 110ZM28 109H29V111H28ZM43 109V110H42ZM54 109V111H52ZM58 109V110H57ZM73 109V110H72ZM211 109H212V111H211ZM219 108H217V110H218ZM3 110V111H2ZM20 110H21V112H20ZM32 110V111H31ZM45 110H48L47 112V114H49L48 116L46 115V111ZM55 110H57V111H55ZM9 111V112H8ZM16 113H15V112ZM20 112V113H18V112ZM28 113V115H26L27 113ZM41 111H42V113H41ZM69 112V114H68V112ZM72 111H73V113H75V114H73L72 113ZM229 111H230V109H229ZM4 114H3V113ZM36 113V114H38V115H36L35 113L33 114L34 116H35V118H34V116L32 115V114H30V113ZM38 112V113H37ZM40 112V113H39ZM44 112V113H43ZM51 112H53V114L51 113ZM10 113V114H9ZM11 113H13V115L11 114ZM14 113H15V117L13 118V116H14ZM19 115H18V114ZM23 113V114H22ZM26 113V114H25ZM56 113V116H58V119H60V120H58L57 119V117L54 115ZM64 113V114H63ZM67 113V114H66ZM72 114V116H71V114ZM208 113V112H207ZM3 114V115H2ZM24 114L27 116V118H29L28 119V121H27V118L24 116ZM53 115V117L54 118H56L55 120V122H57L56 124H54L55 122H53L54 120V118H52V115ZM59 114H60V117H59ZM61 114H62V116H61ZM82 114V115H81ZM86 114V115H85ZM188 114H190V115H188ZM199 113H197V115H198ZM9 115H11V116H9ZM17 115V116H16ZM22 115H23V117H24V119H23V117H22ZM45 117H44V116ZM85 115V116H84ZM175 115V116H174ZM194 115V116H193ZM196 115V116H197ZM9 116V117H8ZM21 116V117H20ZM38 116V117H37ZM51 117V119H50V117ZM71 116V117H70ZM81 116V117H80ZM82 116H84L86 119H87V121H88V123L87 122H85L86 120H85V118H82ZM151 116V117H150ZM183 116H181V117H183ZM4 117V118H3ZM8 118V119H6V118ZM12 117V118H11ZM18 117V118H17ZM31 117H33V118H31ZM37 117V118H36ZM41 117H42V119H41ZM44 117V118H43ZM46 117H48V119L46 118ZM62 117V118H61ZM63 117H64V119L65 120H63L62 121V119H63ZM68 117V118H67ZM82 118V120L81 119H79V118ZM3 118V119H2ZM11 118V119H10ZM22 118V119H21ZM46 118V119H45ZM91 118V119H90ZM145 118H147V119H145ZM177 118V119H176ZM183 118H185V116L183 117ZM10 119V120H9ZM17 119H19V120H17ZM21 119V120H20ZM31 119H33L32 121H31ZM72 119V120H71ZM73 119H75V120H77L78 119V121H74ZM84 119V120H83ZM92 119H93V121H94V119H95V121L93 122L92 121ZM98 119H101V121L102 122H100V120H98ZM150 119V120H149ZM176 119V120H175ZM5 122H4V121ZM12 120H14V122H12ZM16 120V121H15ZM24 120H26V121H24ZM30 120V121H29ZM45 120V121H44ZM58 120V121H57ZM98 121V126H96L97 124H96V122ZM103 120H106V121H108V122H106V121H103ZM8 121V122H7ZM11 121V122H10ZM19 121V122H18ZM20 121H22V122H20ZM51 121V122H50ZM60 121V122H59ZM68 121V122H67ZM71 121H73V122H71ZM82 121V122H81ZM166 121V122H165ZM2 122H4V123H2ZM6 122H7V124H6ZM16 122V123H15ZM28 122V124H26ZM71 122V123H70ZM83 122H85V123H83ZM91 122H92V124H91ZM11 123V124H10ZM13 123V124H12ZM15 123V124H14ZM18 123H19V125L21 124V123H23V124H26L27 126L26 127H23L22 125H18ZM61 124V126H62V124H63V128L61 127H59L60 126V124ZM70 123V125H69V127L68 126H64V125H67V124H69ZM81 123H83L82 125H80ZM105 123V124H104ZM106 123L107 124H109V125H106ZM112 125H111V124ZM170 123V124H169ZM228 123H230V124H228V125H230L232 128H233V130H234V128H236V127H234V126H239V125H241V124H239V122L237 121V122H228ZM235 123H236V125H235ZM4 124V125H3ZM44 124H46L45 126H44ZM85 124V125H84ZM89 124V125H88ZM90 124H91V126L92 127H94V128H91V126H90ZM163 124H165L164 126H163ZM12 125H14V127L16 128V126H17V128H19V129H21V130H19V131H17V128L15 129ZM47 125H48V127H47ZM49 125H51V127L49 128ZM77 125V126H76ZM80 125V126H79ZM96 127H98V128H95V126ZM10 126V127H9ZM19 126V127H18ZM57 126V127H56ZM71 126V127H70ZM77 128H76V127ZM83 126H85V128L87 129H85ZM86 126H89V128L88 127H86ZM102 126V127H101ZM103 126H107L106 127V129H105V127L103 128ZM111 128H110V127ZM131 126V127H132ZM244 126V125H243ZM246 126V125H245ZM244 126V127H245ZM6 127L8 128L9 127V129L10 128H12V129H10V131H11V133H10V131H9V129H6ZM22 127V128H21ZM44 128V132H43V128ZM47 127V128H46ZM60 128V130H58L57 128ZM131 127H130V129H131ZM230 127V130L232 129ZM240 128L242 127V125L241 126H239ZM238 127V130L237 129H235V131L237 130V131H240L241 130V132H240V134H239V132H236V134H238L237 136H236V134H234V132H233V134L234 135H232V133H229V132H231L230 130H228V132L227 131H225L226 129H229V126H228V128L226 127L225 128V130H224V128H223V131H225V132H227L228 133V135H226L225 134V132H223V131H220L221 129H219V130H217V131H219L218 133H221L220 134V136H222L223 135V133H224V135H223V137H218V139L217 138H215V139H217V140H215V139H212L211 138V140H206V145H208L207 147H205L206 145H205V142L204 143H202V144H204V145H200V143H195V144H192V145H190L189 146V148H187L186 150H182V151H178L180 154L182 153V155H180L178 152H177V154H176V152H174L175 154L172 156V155H170L169 153H172L173 154V152H166L167 154H169L168 155V157L169 156H171L170 158H168V159H165V158H167L165 155H164V153L162 154V155H164L165 156V158L164 159H162V161L164 160H166L165 162L167 163H164L167 167L166 168H164V164H160L159 166H157L156 167V171H154L153 172V174L155 173V174H157V169L159 170V169H161L162 171H159L158 173V175H160V173H161V175H160V177L158 176V175H153L154 177L156 176V178H151L150 177V183L152 184V183H154L153 181H158V185H157V189H160V192L164 189L162 186H161V180H162V182L165 180V179H171V177H170V175L171 176H176L177 174L179 175L180 174V176L182 175V173H184V172H188V175L190 176H192V178H194L195 179V177H196V175H197V172L195 171L198 167H200V164L201 163H204V162H207L206 160L208 159V158H211V160L210 159H208V161L210 162V165H211V163L212 164H214V165H212V168L214 169V167H217V169H215V170H219V168H221L222 170H223V168L224 169H227V167L230 165L231 167H229L227 170H229V171H231V173L233 172V169H234V171H235V173L233 172L232 174V176L234 177L235 176V178H238V177H240L241 176V179L239 178V183H241L242 185H243V183L244 182H241V181H244L243 179H242V177H244L245 175H246V171L250 174L252 171L254 172H252L251 173V176L253 175V174H255L256 175V171H258L259 169H257V170H252V169H256V168H261V170L263 169L262 167H264L263 165H264V146H263V140H264V122H258V123H256V124H254V125H248L247 127V129H246V127L244 128V129H240ZM68 128H69V130H68ZM76 128V129H75ZM80 128H81V130H80ZM103 128V129H102ZM133 127H132V129H134ZM135 128V129H136ZM250 128V129H249ZM6 129V130H5ZM13 129H15L14 130V132H18L17 134L16 133H14V136H10V135H13ZM55 129V130H54ZM62 129H63V131H62ZM83 129H85V131L83 130ZM5 130V131H4ZM47 130V131H46ZM74 130V131H73ZM76 130H77V132H76ZM82 131V132H80V131ZM244 130V131H243ZM8 131V132H7ZM243 131V132H242ZM247 131H249V133L247 132ZM4 132H5V134H4ZM35 132V133H34ZM47 132V133H46ZM74 132V133H73ZM8 133V134H7ZM41 133V134H40ZM45 133V134H44ZM52 133H50V134H52ZM68 133V132H67ZM66 133V135H69L70 133H68L67 134ZM136 133V132H135ZM134 133V134H135ZM139 133V132H138ZM138 133H136L135 134V136L138 134ZM141 133H143V132H141ZM139 134V135H143V134ZM217 133V132H216ZM246 133V134H245ZM42 134H44V135H42ZM74 134V135H75ZM234 137H232L231 135ZM250 134V135H249ZM7 135H9L10 137H8ZM39 135V136H38ZM48 137V138H46V136ZM133 135V134H132ZM138 135V136H139ZM159 135H161V134H159ZM213 135V134H212ZM215 135H217V134H215V132H214V136ZM219 135V134H218ZM240 135V136H239ZM242 135V136H241ZM246 135V136H245ZM253 135V136H252ZM5 138H4V137ZM38 136V137H37ZM50 136V135H49ZM134 136V135H133ZM132 136V137H133ZM229 136H230V139H229ZM239 136V138L237 139V137ZM9 139H8V138ZM42 137H43V139L44 138H46L45 139V141L44 140H42ZM131 136H130V138H132ZM137 137V136H136ZM136 137L134 138L133 137V139H136ZM141 137H143V136H139L138 138H140L141 139ZM148 137V138H147ZM145 136L144 137V139L142 138L141 140L140 139H138L137 141V143H140L141 141L143 142V140H151V139H154V138H158V135H156V136ZM228 137V138H227ZM231 137H232V139H231ZM242 137H243V139H242ZM247 137V138H246ZM249 137V138H248ZM253 137V138H252ZM259 139H258V138ZM11 138V139H10ZM219 138L223 141V143H224V145L225 146H222L223 145V143L221 142V140H219ZM223 138V139H222ZM246 138V139H245ZM251 138V139H250ZM15 139V140H14ZM210 139V138H209ZM226 139H228V140H226ZM237 139V140H236ZM244 140V142H242V140ZM253 139V140H252ZM256 141H255V140ZM7 140H10V142H12V144L15 146H13L9 141L7 142ZM11 140H14V142L13 141H11ZM35 140V141H34ZM41 140V141H40ZM140 140V141H139ZM213 140V141H212ZM246 140H247V142H246ZM252 140V141H251ZM38 141V142H37ZM42 141H44V142H42ZM50 141H52V139L50 138ZM49 141V142H50ZM216 141V142H215ZM226 141V142H225ZM227 141H228V143H227ZM239 141V142H238ZM248 141H249V143H248ZM34 142H36L35 144H36V147L33 145L34 144ZM39 142L40 143H42V144H39ZM46 142V143H45ZM52 142H54V140L52 141ZM211 142V143H210ZM220 144V145H218V143ZM231 142V143H230ZM235 142V143H234ZM241 142V143H240ZM246 142V143H245ZM17 144V145H15V144ZM44 143V144H43ZM210 143V144H209ZM216 143L217 145L215 146L214 144ZM226 143V144H225ZM233 143V144H232ZM249 145H248V144ZM254 143V144H253ZM46 144V145H45ZM229 144V145H228ZM235 144V145H234ZM239 144V145H238ZM244 144H246V145H244ZM32 145V146H31ZM38 145V146H37ZM40 145V146H39ZM212 145V146H211ZM226 145H227V147L229 148V147H231L230 149H228L227 147H226ZM231 145V146H230ZM232 145H234L233 147H232ZM241 145V147L240 148H238L239 146ZM245 147H244V146ZM250 145H251V148H250ZM259 145V146H258ZM252 146H254V147H252ZM262 146H263V148H262ZM12 147V148H11ZM18 147H20V148H18ZM32 147H34V148H37V150L36 149H30V148H32ZM39 147V148H38ZM137 147V146H136ZM136 147H134V145H133V147L132 148H136ZM211 147V148H210ZM213 147V148H212ZM215 147V148H214ZM11 148V149H10ZM14 148H15V150H14ZM17 148H18V150H17ZM46 148V149H45ZM208 148V149H207ZM217 148V150H215ZM225 148H227V149H225ZM235 149V150H233V149ZM239 149V150H237V149ZM241 148H243V149H241ZM247 148H250V149H247ZM253 148V149H252ZM260 148V152L258 153V154H256L258 151V149ZM21 149V150H20ZM42 149V150H41ZM208 151H207V150ZM212 149V150H211ZM215 151H214V150ZM218 149H220V151L218 150ZM222 149V150H221ZM226 150V152H225V150ZM262 149V150H261ZM45 150V151H44ZM211 150V151H210ZM229 150V151H228ZM232 150V151H231ZM241 150V151H240ZM243 150H247L246 152H245V154H244V152H243ZM185 151V152H184ZM188 151V152H187ZM202 151V152H201ZM203 151H204V153H203ZM213 151V152H212ZM221 151H222V153H221ZM223 151H224V153L226 154H224L223 153ZM234 151V152H233ZM236 151V152H235ZM250 153H249V152ZM252 151V152H251ZM255 151V152H254ZM187 152V153H186ZM197 152H200V153H198L197 154ZM206 152V153H205ZM216 152H218V153H216ZM231 152H233V153H231ZM165 153V154H166ZM185 153V154H184ZM214 153H216V154H214ZM232 154V156L230 157L229 155H231ZM238 153V154H237ZM243 153V154H242ZM254 153V154H253ZM204 154V158H203V156H201V155H203ZM211 155L210 157L209 156H207V155ZM241 154V155H240ZM250 154V158H252V159H250V160H248L249 159V157H248V155ZM253 154V155H252ZM256 154V155H255ZM263 154V155H262ZM206 155V156H205ZM223 155V156H222ZM228 155V156H227ZM233 155H234V157H233ZM237 155V156H236ZM246 155H247V157H246ZM260 157H259V156ZM217 157L216 158V161H217V164H215L216 162L214 161L215 159L213 158V157ZM219 156V157H218ZM228 158H227V157ZM240 156V157H239ZM252 156V157H251ZM256 156V157H255ZM174 157V159L175 160H173L172 158ZM176 157V158H175ZM180 157V158H179ZM198 157H202L201 159L200 158H198ZM205 157H206V160L204 161V159H205ZM220 157H222V158H220ZM223 157H225V163H227L229 160V162H228V164H225L223 161H224V159H223ZM238 157H239V159H238ZM253 157H254V159H256V161L253 159ZM161 158H163V156L161 157ZM179 158V159H178ZM184 158H186V159H189V160H185ZM196 158H198V160H196V161H193V160H195ZM227 158V159H226ZM231 158H233V159H231ZM235 158H237V159H235ZM241 158V159H240ZM185 160V163H184V160ZM229 159V160H228ZM242 159L244 160V161H242ZM262 161H261V160ZM168 160H169V162L170 161H174V164H173V162H168ZM177 160V161H176ZM180 160H182V162H180L179 163V161ZM191 160V161H190ZM199 160H200V162H199ZM213 160V161H212ZM219 160V161H218ZM221 160H223L222 162H220ZM228 160V161H227ZM252 160H254L255 162H257V163H259V164H256V163H253L254 161H252ZM176 161V162H175ZM188 161H189V163H188ZM199 162L198 164L197 163H195L196 165H197V167L196 166H194L193 165V163L194 162ZM234 162V164H233V162ZM239 161L241 162V164L239 163ZM247 161V162H246ZM252 161V162H251ZM259 161V162H258ZM190 162H191V164H190ZM193 162V163H192ZM215 162V163H214ZM232 164H231V163ZM236 162V163H235ZM244 164H243V163ZM251 162V163H250ZM260 162H262V163H260ZM172 163V164H171ZM177 163V164H176ZM183 163V164H182ZM220 163V164H219ZM237 163H239V164H237ZM169 164V165H168ZM174 167L175 165V167L173 168L171 165ZM189 165L188 166V169H189V171H188V169H187V167H186V165ZM207 164H208V162H207ZM238 166V167H236V165ZM248 164V166H245V165H247ZM252 164V165H251ZM260 164H261V166H260ZM180 166V167H178V166ZM182 165V166H181ZM185 165V166H184ZM191 165H192V167H195V168H193L192 169V167H191ZM222 165H225V166H222ZM226 165H228V166H226ZM222 166V167H221ZM233 166V167H232ZM240 166V167H239ZM243 166L245 167V168H243ZM254 166V167H253ZM171 167V168H170ZM185 167H186V169H185ZM250 167H251V169H250ZM167 168H168V171H167ZM183 170H182V169ZM230 168H231V170H230ZM239 168V169H238ZM166 169V170H165ZM170 169L172 170V171H170ZM174 169H176V170H174ZM178 169V170H177ZM195 169V170H194ZM200 169V168H199ZM245 169V170H244ZM248 169V170H247ZM155 170V169H154ZM164 170V171H163ZM180 170H182V173H181V171ZM185 170V171H184ZM190 170H191V174H190ZM192 170H193V172H192ZM237 170H239L240 172H238ZM245 171V172H243V171ZM251 170V171H250ZM167 171V172H166ZM180 171V172H179ZM184 171V172H183ZM162 172L163 173H167V175L168 174H170L169 176H167V175H163L162 174ZM186 172V173H187ZM256 172V173H255ZM192 173H193V175L195 176H193L192 175ZM236 173H238L240 176H237V175H235ZM247 173V175L249 176V174ZM174 174V175H173ZM176 174V175H175ZM151 175V174H150ZM177 175V176H178ZM251 176H249V179L248 180H250L251 182H252V180L251 179H255L256 177H251ZM163 177H166L165 179H160V178H163ZM168 177V178H167ZM172 177V178H173ZM207 177V176H206ZM214 176L212 175V178L210 177V179H208V177L206 178L207 180H211V181H213L212 183H209V181L207 182V180H206V183H208V184H205V186L206 185H209L208 187H206L207 189L212 185V187H210V189L209 190H211V191H209V190H205L206 191V194H207V196H206V194H204L205 193V191H204V193L202 194H199L200 195V198L202 199H200V198H198V197H196L195 196V191H194V188L192 187V185L189 183H186L187 185H189V186H187V185H185V184H183V185H179V187H182V188H184L185 189V191L187 190V191H189V193H190V195H188L186 192H185V194H184V189H181V191H182V193L184 194V195H186V197L188 196H191V197H189L190 199H193L194 197H196L197 199H193V200H190L188 197V199H189V201H188V199L185 197V196H183L184 198H185V200H184V198H183V200L182 201H184V202H182L181 201V199H182V196H181V193H180V195H179V192H181V191H177L178 192V196H177V194H176V196L177 197H181V199L180 198H177V199H179L180 201H178L176 198H173V199H170V200H172V201H170V200H168L169 198H167V197H165V196H163V195H165V193H164V190L162 191L163 193H161V195L159 196V194L157 193V192H152L151 191V185L150 186H148L149 185V182H147L148 184H146L145 182H144V184H143V187L142 188H144V190L146 189H148L149 187V191H148V193H147V191L145 192L144 190H143V192L144 193H146L145 194V197L144 196H142V197H140V198H138V200L140 201H136V202H132V200H130V202H129V206H131L132 205V203H133V205H135V204H137V205H139V206H141V208H139L137 205H135L133 208H136L137 209V207L139 208V210L137 209L136 211H135V209H133L132 208V210L130 209V207H128V202H127V200L124 202V204L125 203H127V208H129L130 210L128 211L127 210V208H126V206H124V205H122V206H124L125 208H126V210H127V212H129L132 216H130L129 215V213H126V216H124V217H122V219L124 220L123 222L124 223H121V222H119V219H121V218H119V216L121 217V215H125V213H123V212H121V214H116L115 213V211L113 212V214L116 216H114L117 220L116 221H118L119 223H121L120 225H123V226H120L119 227V225H118V229H119V231H121V232H123L124 234H126V231H128V230H133V232L132 231H128L127 233L129 234V236H131L132 234L133 235H139V234H143L144 232H146V228H147V230H149V232L150 233H152L153 234V236H150V233L148 234L147 232L146 233H144V234H146L147 235V237H148V235H149V239H150V241H149V239L147 238V242H145V244L146 243H148V241H149V243H148V246H149V244L151 243V242H153L155 239V243L156 244H154L153 243V245H152V243H151V249H156L157 251H161V248H162V250H163V248L165 249L166 247H168V249H167V251L168 252H170V253H162V254H166V255H168V257L167 256H165V255H162V256H165V257H163V260H162V256L160 257V260L158 259V260H156L157 261V263L159 264V263H162L163 262V264H172L171 262H170V259L171 260H173V259H176L177 258V256H178V258H179V256L181 257L180 259L181 260H179L181 263H183L182 261L185 259L184 257H183V260H182V256H185V254L184 255H182L183 253H185V250H183L184 252L182 253V251L180 252V250H182V249H186V248H188V249H186V250H191L192 248H194L195 246H196V244H194L193 243V241L192 240H190V241H192V242H189V243H187V242H183L184 244H180L179 242H178V240H176V239H174V238H176V237H174V238H172V240H173V242H172V240L170 239L171 237H173V236H171V235H164V234H166L165 233V231L167 232L170 228V226H167V225H173L174 226V224L172 223V222H174V223H177V224H175V226L176 225H178V223L179 224H187L188 222H187V218H185L186 216H188L189 215V208L191 207V206H193V204H194V206L195 207H200V209H201V206H202V204L200 205L198 202H202V201H204L203 202V205L204 206H206L209 202V204L206 206V209H205V207L204 206H202V208L203 209H205L204 211H202V210H200L199 208H198V210L200 211V212H202V215L203 214H205L206 216L208 215V217H212L213 218V215H214V218L215 219H213V220H215V226H216V228L214 227V229H212L213 231L215 230V229H217V232L215 231V232H210V233H214L213 234V236H211V237H213L214 238V241L213 242H215V240H216V242L217 241H219V243H220V245L221 246H223L224 244H223V241H225V239L229 242L230 240H228V236L227 235H230L231 234V232H229V231H232L233 230V233L234 232H236L237 231V229L238 230H241L242 229V231H240V233H242L243 231H244V233H243V235L241 234V237L242 236H245V238L246 237H252V239H251V237L250 238H246V239H244V240H246L247 241V243L244 241V243H242L240 240V233H239V239L238 238H236L235 237V239H234V241L237 239V240H239V242H237V243H239L240 244V242H241V244H243L242 246L243 247H241L240 245H238V246H240L241 248H243L244 249V251L245 250H247V251H245V252H243V249H241L240 247H239V249H240V251L239 252H237V254L236 255H240V257H238V258H235L236 259V261L238 262H235L236 264H244L245 263V261H247L245 264H249L250 262V264H264V245H262V247L260 246L261 244V242L264 244V235H262L263 234V230H264V194H261L262 193V191H260L261 193L260 194H258V192L259 191H257V189H255L253 186H254V183H255V181H254V183H253V185H252V183H251V185H252V188H251V185H250V188H249V191L250 190H253V188H254V190H253V192L255 191H257L256 192V194L258 195V196H261L262 198L259 200V198H258V196L256 197H254V196H252L253 194H252V192H250L251 194V198H250V195H249V198H247V200H246V198H244L245 199V201H244V199H242V197L240 198V196H239V199L241 200H239V202L236 200V202L238 203H235L234 202V206H233V208L235 207V209H238V210H236V211H238L239 212V214H236V216H235V212H234V214L233 215H231V216H235L234 218L235 219H232V221H231V219H230V221L231 222H233L232 223V225L231 224H229V222H227L229 225H231V228H230V226L228 225V228H227V226L225 227V225H227V223H225V225L223 226V221H224V219H222V218H219L218 217V215L217 214H221V216H222V213L224 212H222V207L224 206V203L226 204V201L224 202V203H221L222 201H220V200H225L224 199V197H221V196H223V194L222 193H224V188H223V185L222 186H220L221 185V183L219 182V181H216L215 180V177L213 178ZM247 177V176H246ZM205 178V177H204ZM248 178V177H247ZM247 178H246V180H247ZM251 178V179H250ZM157 179V180H156ZM160 179V180H159ZM244 179H245V177H244ZM153 180V181H152ZM204 180V179H203ZM236 180V179H235ZM152 181V182H151ZM159 181H160V183H159ZM166 181V180H165ZM210 181V182H211ZM214 181H216V182H218L219 184H217L216 185V182H214ZM165 183V182H164ZM164 183H162L163 184V186H165L164 185ZM214 183V184H213ZM211 184V185H210ZM159 185H160V187H162V188H160L159 187ZM214 185V186H213ZM218 185H219V187H218ZM240 185V184H239ZM241 185V186H242ZM148 186V187H147ZM241 186H239V187H241ZM147 187V188H146ZM187 187H189V188H187ZM193 188V189H191V188ZM204 187V186H203ZM214 187V188H213ZM187 188V189H186ZM202 188V187H201ZM200 187H199V193H200V189H201ZM213 188V189H212ZM220 189V194L218 193V191H219V189L218 190H216L217 191V193L215 194V189ZM162 189V190H161ZM202 190H203V188H202ZM212 190H213V192H212ZM192 191H193V193H192ZM26 191H17V190H15V189H8V190H6V191H4V192H2L1 194H0V196L2 195H6V194H8V196H11V197H13V198H15V199H19L21 196H22V194L23 193H25ZM209 192H211V194L212 193H214V195L212 194L210 197L208 196V194L210 195V193ZM152 194V197L150 196V194ZM155 193H157L158 194V196H156L157 194H154ZM182 194V195H183ZM194 194V195H193ZM146 195H147V197H146ZM219 195V196H218ZM221 195V196H220ZM255 195V194H254ZM204 196V197H203ZM150 197H151V199H150ZM155 197H156V199H155ZM163 197H165V198H163ZM207 197H209V198H206ZM220 197V198H219ZM142 198V199H141ZM146 198H148L147 200L149 201V207H150V209H149V207H146V208H148L150 211H152V210H154L153 209V206L154 205H156V206H154L155 208H157V207H159V206H161L162 205V207L161 208H163V205H164V207H165V205L166 204H169V206H170V203H172L173 202V200L174 201H178L179 203H180V205L178 206L179 208H181L182 206H185L186 208H187V210H185V207H183V208H181V209H183V210H185V212L184 211H178L179 213H180V215L178 214V213H176L177 211H172V212H174L173 214H172V212L171 211H169L168 213H170V214H172V216L173 215H176V216H173V218H176L177 217V215H179L178 217L179 218H177V221H176V219H173V218H171L172 216L170 215V214H168V213H162V214H157V213H159V212H156V211H153V213H155L156 212V214H153L152 212V217H151V215L150 214H148V212L146 211V208L145 207H143V206H145L146 204V206H148V201L146 200ZM161 198V199H160ZM163 198V199H162ZM211 198V199H210ZM213 198V199H212ZM214 198L216 199V198H218V199H216V200H214ZM223 198V199H222ZM254 200H253V199ZM255 198H257L258 200H259V202H258V200L257 199H255ZM144 199H145V201L147 202H145L144 201ZM165 199V200H164ZM205 199V200H204ZM212 200V201H214V202H212V201H209V200ZM220 199V200H219ZM195 200V202L193 203L192 201H194ZM243 200V201H242ZM255 200H257L256 202H255ZM129 201V200H128ZM142 201H143V203H142ZM154 201V202H153ZM163 201V202H162ZM187 201V202H186ZM190 201H191V203H190ZM198 201V202H197ZM218 202V204H220L221 206H219L218 204H217V202ZM220 201V202H219ZM252 201H254L252 204H253V209H250L251 208V206H252V204H250ZM132 202V203H131ZM141 203L142 205H140L139 203ZM160 203L158 206H157V203ZM170 202V203H169ZM248 202V203H247ZM250 202V203H249ZM261 202V203H260ZM145 203V204H144ZM151 203H153V204H151ZM156 203V204H155ZM164 203H166V204H164ZM182 203H184V204H186V205H183ZM189 203V204H188ZM193 203V204H192ZM205 203V204H204ZM213 204V206H210V205H212ZM240 203H241V205H240ZM247 206V209L248 210H250L249 212H248V210L246 209L245 210V205ZM258 203V204H257ZM144 204V205H143ZM187 204H188V206H187ZM198 204V205H197ZM237 206H236V205ZM247 204H249V205H247ZM263 204V205H262ZM132 205V206H133ZM152 205V206H151ZM172 206H170V209H171V207H175L173 204H171ZM191 205V206H190ZM217 205V206H216ZM256 205V206H255ZM260 205V206H259ZM131 206V207H132ZM215 206V207H214ZM218 206H219V213H215V212H217L218 211ZM226 206V205H225ZM224 206V207H225ZM240 206V208H238ZM242 206H244L243 207V209L245 210H243L241 207ZM262 206V208H260ZM152 207V208H151ZM213 207V209L212 210H210L209 211V209L208 208H212ZM237 207V208H236ZM217 209V211H216V209ZM123 209V207L120 209V210H122ZM141 209V210H140ZM147 209V210H148ZM242 209V210H241ZM256 209H258V210H256ZM263 211V212H261V210ZM119 210V211H120ZM126 210L124 209L123 211H125L126 212ZM224 210V209H223ZM259 210H260V212H259ZM118 211V212H119ZM130 211H132V212H130ZM134 211V212H133ZM198 211V212H199ZM213 211H215V212H213ZM232 211H234L233 209H232ZM231 211V212H232ZM242 211V212H241ZM252 211H254V212H252ZM117 212V211H116ZM191 212V211H190ZM204 212V213H203ZM211 212H213V213H211ZM238 212H236V213H238ZM241 212V213H240ZM244 212H246V213H244ZM150 213V212H149ZM192 213V212H191ZM190 213V214H191ZM215 213V214H214ZM233 213V212H232ZM231 213V214H232ZM250 213H252V214H250ZM257 213H259V214H257ZM263 213V214H262ZM127 214H128V217H127ZM138 214V216H142L140 219H138L139 217L138 216H136ZM148 214V215H147ZM165 214H166V216H165ZM209 214H213V215H209ZM219 214V215H220ZM162 215V216H161ZM169 217H168V216ZM184 215H186V216H184ZM191 215H193V214H191ZM217 216V218H218V222H223L222 223V226H221V224H219L220 226L218 227L217 225V223H216V216ZM223 215H224V213H223ZM243 217H242V216ZM244 215H245V217L248 215V217H244ZM252 215V216H251ZM257 215V217H254V216H256ZM258 215H260V217L258 216ZM150 216V217H149ZM165 218H164V217ZM181 216H184V217H181ZM194 216V215H193ZM241 216V217H240ZM135 217V218H134ZM136 217H137V219L139 220H136ZM167 217V218H166ZM210 217V218H211ZM222 217H224V216H222ZM238 217L240 218V219H238ZM253 217H254V219H253ZM126 218V219H125ZM133 220H132V219ZM149 218H151L150 220H149ZM168 218H171L173 221L170 223L169 222V224H167L168 223ZM180 218H182L180 221L182 222L183 221V219L185 218V220H186V222H179L178 220L180 219ZM212 218H211V220H210V222L212 223H214V221L212 220ZM232 218V217H231ZM241 218H243V221H242V219ZM250 218H252V219H250ZM260 218V219H259ZM21 219V217L20 216H15V217H13V220H15V221H19ZM121 219V220H122ZM136 221H135V220ZM154 219V221H156V222H154V221H152ZM156 219V220H155ZM157 219H160V220H158L157 221ZM163 219V220H162ZM166 220V222H163V221H165ZM219 219L221 220V221H219ZM245 219V220H244ZM258 219H259V221H258ZM120 220V221H121ZM140 220H141V222H140ZM144 220V222H142ZM176 222H175V221ZM237 220H239V221H237V223L239 222V224H237L236 223V221ZM251 220H253V221H251ZM169 221H171V220H169ZM137 222V223H136ZM152 222H153V224H152ZM206 222H208L209 223V221H206ZM234 222H235V224H234ZM249 222V224H252L253 223V225L254 226H252V228H251V225H250V227H249V225L247 226V224L246 223H248ZM255 222V223H254ZM138 223H141L140 225H144L143 223H145V225H146V227H145V225H144V227H145V231H142L143 230V228L144 227H142V226H140ZM147 223V224H146ZM158 223V224H157ZM161 223H162V225H161ZM165 223V224H164ZM207 223V224H208ZM211 223H209L210 225H211ZM137 224L141 227H139L140 228V230H141V232L140 231H137ZM155 224V225H154ZM157 224V225H156ZM163 224H164V227H163ZM202 224V223H201ZM200 224V225H201ZM239 226H237V225ZM246 224V225H245ZM134 225V226H133ZM136 225V226H135ZM154 225V226H153ZM161 227H163V228H160V226ZM203 225H205L204 227H206V228H202L203 227ZM203 225H201V228H202V233L201 234H203V232H207L206 231V229L208 228V232L211 230V228L210 227H207L206 226V224H205V222H203ZM243 225H245V226H243ZM259 225H261V226H263V227H261L260 226V228H257V226L259 227ZM151 226V227H150ZM156 226V227H155ZM185 226V225H179V226H176V227H178V228H181V229H179L181 232H183L184 230H183V227ZM189 226H191V225H188L187 227H184V228H186L185 229V231H188L189 230ZM212 226V225H211ZM124 228V230H123V228ZM150 227V228H149ZM159 227V228H158ZM166 227H168V228H166ZM220 228V229H218V228ZM233 227H238L237 229H236V231H234L235 230V228L234 229H232ZM256 229H255V228ZM134 228L136 229V231L134 230ZM187 228H188V230H187ZM210 228V229H209ZM225 228H227V229H225ZM247 228H251V229H255L254 230V232L255 231H257V232H255L257 235H259L258 233L259 232H261L260 233V235L259 236H254V235H256L253 231H251V229H247ZM123 231H122V230ZM152 229V230H151ZM158 229H160L159 231H158ZM162 229H164V230H162ZM177 229V228H176ZM223 229H225V230H223V233H221V231ZM245 229H247L248 230V233L247 232H245V231H247V230H245ZM258 229H259V232H258ZM260 229H262V230H260ZM157 232H156V231ZM220 232H219V231ZM228 230V231H227ZM250 230V231H249ZM135 231V232H134ZM153 231H154V233L156 232V236L154 235V233H153ZM164 231V232H163ZM176 231V230H175ZM175 231H174V233H175ZM137 232V233H136ZM159 232V233H158ZM207 232V233H208ZM227 234H225V233ZM160 233H163V234H161L160 235ZM209 233V234H210ZM228 233H230V234H228ZM232 233V235H234ZM247 233V234H246ZM143 234V236H146V235H144ZM151 234V235H152ZM216 234V236L219 234V235H223L222 237L223 238H225L226 236H227V238H225V239H221V236H220V240L218 239V237H219V235H218V237L215 239V237H214V235ZM249 234H250V236H249ZM252 234V235H251ZM127 235V234H126ZM206 235H208V234H205V236ZM232 235H230V238L229 239H231V237H232ZM261 235H262V237H261ZM143 236H142V240L143 241H145L144 239H143ZM156 238H155V237ZM158 236V237H157ZM164 237V239L167 237L168 239H166L165 240V242H163L164 241V239L163 240H161V238L160 237ZM201 236H203V235H201ZM205 236H203L202 237V239H204V237ZM210 236V235H209ZM225 236V237H224ZM128 237V236H127ZM153 237V238H152ZM188 237L191 239V235H189V233H188ZM211 237H207L206 236V240L204 239V241L205 242H207L208 240H209V238H211ZM256 237V238H255ZM258 237H260V238H262V240L259 238L258 239ZM129 238V237H128ZM212 238V239H213ZM233 238V237H232ZM244 237H242V239H243ZM2 239H4L5 241H7V243H8V245L7 246H5V248L3 249H1V240ZM127 239V238H126ZM141 239H140V241H141ZM151 239H152V241H151ZM160 239L161 240V243L160 244H158L161 248L160 249H158L159 247H158V245H157V242H158V240ZM249 239H251V243L253 242V240H254V242H253V245H252V247L254 248V246L256 247L255 249L257 250L258 248V250L256 251L255 249H253L252 247H251V243H250V241H249ZM256 239V240H255ZM128 240V239H127ZM160 240H159V242H160ZM168 240V241H167ZM221 240H223V241H221ZM258 240H259V242H258ZM29 241H31V239L29 238V236H27L25 233H22V232H20L18 229H13V230H10L8 233H0V253H1V255H0V264H24V260H23V254H24V252H25V250L27 249V247H28V245H29ZM128 241H130V239L128 240ZM169 241H171V242H169ZM210 241H211V239H210ZM227 241H225V242H227ZM209 242V241H208ZM207 242V243H208ZM215 242V244H218V243H216ZM227 242V243H228ZM134 243V245L133 244H131V245H133L132 247H134V246H136V244L137 243H135V242H133ZM140 244H142L143 242L141 241V242H139ZM175 243V244H174ZM189 244L188 245V247H187V245L186 244ZM190 243H192V245L194 244V247H190V246H192V245H190ZM227 243H225V244H227ZM256 243H258V244H256ZM144 244V243H143ZM144 244V245H145ZM162 244H164V245H162ZM166 244V245H165ZM168 244V245H167ZM171 246H170V245ZM244 244H246V245H244ZM256 244V245H255ZM144 245H142V246H144ZM184 246L185 245V248L183 247L182 248V246ZM228 245V244H227ZM227 245H225V246H227ZM154 246H156V248L154 247ZM170 246V247H169ZM180 246V247H179ZM251 247V250L253 249L254 251H255V253H259L260 255H257V254H255V255H257L256 257H258V258H256V257H253L254 256V254H253V256H252V254H250V252L251 251H249L248 249H246V247ZM71 247V246H70ZM144 247H147V245H145ZM189 247H190V249H189ZM211 247H214V246H211ZM216 247H219L218 245H216ZM248 247V248H249ZM258 247V248H257ZM72 248V247H71ZM148 249H150L149 247H147ZM169 248H170V250H173L172 252L169 250ZM263 250H261V249ZM74 249H75V247H74ZM74 249H72V252H73V250ZM153 249V250H154ZM166 249L165 250H163V252L165 251L166 252ZM174 249H176V251L174 250ZM180 249V250H179ZM67 250V254H68V257H67V259L69 258H71L72 256H73V253H71L72 255H71V257H70V255H69V252L71 251H69L68 252V248L66 249ZM177 250H178V252H177ZM241 250H242V252H241ZM252 250V252H254ZM260 250V251H259ZM77 252V251H76ZM251 252V253H252ZM262 252H263V254H262ZM172 253V254H171ZM179 253H182V254H180L179 255ZM241 253H242V256H241ZM244 253H246V254H244ZM64 254H66V253H64ZM78 255H79V253H77ZM173 254H177L176 256L175 255H173ZM263 255V258H262V255ZM244 255V256H243ZM62 256V255H61ZM63 256H65V255H63ZM63 256L62 257H58L59 259L61 258H63ZM67 256V255H66ZM77 256V255H76ZM75 256V257H76ZM172 256H175L174 258L172 257ZM248 256V257H247ZM252 256V257H251ZM186 257V256H185ZM244 259H243V258ZM246 257L248 258V260L246 259ZM250 257V258H249ZM261 257V258H260ZM65 258V257H64ZM63 258V259H64ZM77 258V257H76ZM76 258H71L72 260H71V262L72 263H70V261H68L67 259H64V260H67L70 264H74V262H73V260L75 261V260H77ZM173 258V259H172ZM254 259L255 258V260H252V259ZM52 260L51 261H53L54 260V262L53 263H56L57 264V262H58V264H62L63 262H65V261H63V259H62V261L63 262H59V259H57V257H56V259H53V258H51ZM60 259V260H61ZM157 259V258H156ZM166 259L169 261V263H168V261L166 262ZM186 259H188V261H190V259L188 258V257H186ZM233 259V258H232ZM231 259V260H232ZM235 259H233V260H235ZM240 261H239V260ZM241 259H242V262H241ZM258 259V260H257ZM261 259V260H260ZM57 262H56V261ZM155 260V258L154 259H152V258H150V260L149 261H154ZM195 260V258H193V260H191L190 261V263L189 264H192L193 263V261ZM249 260H252V261H249ZM258 262H257V261ZM46 261H48V262H46ZM78 261V260H77ZM103 261L105 262L106 260H104L103 259ZM148 260L146 261L145 260V262L144 263H146V264H150L151 262H149ZM159 261V262H158ZM161 261V262H160ZM244 261V262H243ZM256 261V262H255ZM79 262V261H78ZM98 262H100V261H98ZM149 262V263H148ZM185 262V261H184ZM231 262V261H230ZM239 262H241V263H239ZM39 263L40 264H47V263H50V264H52L50 261H49V259L48 260H46V259H41L40 261H39ZM69 263H67V264H69ZM75 263L76 264H78L76 261H75ZM84 263V260H83V262H82V264ZM86 263L88 264V262L86 261ZM85 263V264H86ZM106 263V262H105ZM153 264H157L155 261L154 262H152ZM187 263V260H186V262H185V264ZM187 263V264H188ZM196 263V262H195ZM194 263V264H195ZM235 263H232V264H235ZM64 264H66V263H64ZM79 264H80V262H79ZM89 264H91V263H89ZM96 264H104V263H96ZM184 264V263H183ZM229 264H231V263H229Z\"/></svg>", "mask_w": 264, "mask_h": 264}, {"label": "bare ground", "instance_id": "6f19581e", "mask_svg": "<svg viewBox=\"0 0 264 264\" xmlns=\"http://www.w3.org/2000/svg\"><path fill=\"white\" fill-rule=\"evenodd\" d=\"M39 1V0H38ZM41 1V0H40ZM51 1V0H50ZM50 1H47L48 3L50 2ZM58 1V0H57ZM60 1V0H59ZM58 1V2H59ZM73 1V0H72ZM80 1V0H79ZM84 1L85 0H82L81 2L84 4L83 6L82 5H80V8H78L79 7V5L78 6H76L77 4L75 3V6H76V8H75V13H73V16L72 17H69V19H66V20H68V21H64V22H66L65 24H64V22H62L63 21V19H61L62 21H60V20H56V23L58 24V25H56L54 22H53V24H55V26H54V29L56 30H59L60 28H62L63 29V26H61V25H64V29L63 30H61L62 32L63 31H65V29L67 28V30H72V32H74L73 30L74 29H76V27H75V25L76 24H80L79 26H78V29L79 28H81V30L82 29H84L86 32H88L87 30V28L89 27V25H91V29L93 30V26H94V21H97L98 19V15H100L101 16V14H103V9H104V12L106 13L107 11H105V10H109L107 7H105V6H108V5H105V6H103L104 8L102 9H98V7H99V4H97L98 3V0L96 1V0H91V1H89V0H86L87 2H89V3H87L86 1V3H87V5H86V3H84ZM95 1L97 2V3H95ZM100 1V0H99ZM109 1V0H108ZM107 1V2H108ZM113 2H114V0H112ZM116 1H118V0H116ZM115 1V2H116ZM139 1V0H138ZM137 1V2H138ZM145 0H143V1H140L141 3H142V6H143V2H144ZM147 1H149V0H146L145 1V3L147 2ZM156 1V0H155ZM164 1V0H163ZM168 1V0H167ZM181 1V0H180ZM187 1V0H186ZM191 1V0H190ZM196 1H198V0H196ZM206 1V0H205ZM208 1H210V0H207V3H208ZM211 1H213V0H211ZM210 1V2H211ZM223 1H225V0H223ZM222 1V3H224ZM243 1V0H242ZM241 1V2H242ZM253 1V0H252ZM261 1V0H260ZM260 1L259 2H257V3H260ZM0 4L2 5L3 3V5H5V7H6V9H5V7H4V9L5 10H9V9H11V10H9V11H11L12 12V9H14V10H16L17 12H19V13H21V14H23V16H24V13H26V12H28V13H26V16H28V15H31V17H33V15H32V8H30L32 5H30L29 3H30V1L29 0H0ZM3 2V3H2ZM33 2H35V1H33ZM33 2H31V3H33ZM51 2H53V1H51ZM55 2H56V0H55ZM57 2V3H58ZM61 2V1H60ZM71 1H69V3H70ZM103 2V1H102ZM109 2H111V1H109ZM120 2H122L121 0H120ZM119 2V3H120ZM126 2V0L124 1V3ZM131 1L129 0V3H130ZM150 2V1H149ZM170 2V1H169ZM173 2H175L174 0H173ZM183 2V1H182ZM181 2V3H182ZM194 3H195V0L193 1ZM193 2H192V4H193ZM209 2V5L210 4H212V3H210ZM217 2H218V0H217ZM220 2V1H219ZM234 1H232V3H233ZM236 2V1H235ZM233 3V4H236V3ZM245 2V1H244ZM247 2V1H246ZM262 2H263V0H262ZM45 3H46V1H45ZM43 4V5H46V4ZM57 3H55V5H57ZM61 3H63V2H61ZM72 3V2H71ZM77 3H79V2H77ZM82 3H79V4H82ZM101 3V2H100ZM104 3H106V1L104 2ZM112 3V2H111ZM127 3V2H126ZM126 3L124 4V8H125V5H126ZM129 3H127L128 5H129ZM141 3H140V5H141ZM152 3V2H151ZM154 3V2H153ZM156 3V2H155ZM159 3H160V1H159ZM167 3L168 2H166V6H167ZM176 3V2H175ZM177 3H179L178 1H177ZM176 3V4H177ZM181 3H179V4H181ZM185 3V2H184ZM183 3V4H184ZM187 3H189V1L187 2ZM197 3V2H196ZM200 3V2H199ZM206 3V5L208 6V4ZM229 3V2H228ZM227 3V4H228ZM253 3V2H252ZM255 3V2H254ZM253 3V4H254ZM41 4V5H42ZM107 4V3H106ZM108 4H110V3H108ZM130 4H133V2H131ZM137 5H136V8H137V6H138V3H136ZM158 4V3H157ZM169 5H170V3H168ZM179 4H177V6H178V9L180 8L179 7ZM190 4V3H189ZM203 4V3H202ZM219 4V3H218ZM221 4V3H220ZM247 4L249 5L250 4V1H249V3L247 2ZM261 4V3H260ZM263 4V3H262ZM260 5V7L262 6V7H264L263 5ZM1 5H0V7H1ZM50 5V4H49ZM86 5V6H85ZM95 5L96 6H98V7H96V9H98V10H102V12L101 13H99L100 11H98V10H95L94 8H95ZM101 5V4H100ZM102 5H103V3H102ZM110 5H112V4H110ZM114 6L116 5L117 6V4L116 3H114L113 4ZM112 5V6H113ZM122 5V4H121ZM121 5H119L120 6V8H119V6H117L118 8V10L117 11H119L120 9L122 10V8H121ZM154 5V4H153ZM153 5H150V6H145V9H146V7H151V6H153ZM160 5V4H159ZM162 5V4H161ZM165 5V4H164ZM164 5H162L161 7H163ZM168 5V7H170ZM194 5H196V4H194ZM194 5H192V7L194 6ZM199 5V4H198ZM197 5V6H198ZM201 5V4H200ZM205 5V6H206ZM229 5V4H228ZM239 5V4H238ZM237 5V6H238ZM246 5V4H245ZM255 5H256V3H255ZM254 5V6H255ZM38 6V4L35 6V7H37ZM51 6H52V3H51ZM50 6V7H51ZM54 6V5H53ZM63 6V5H62ZM66 6H68L67 4H66ZM65 6V7H66ZM69 6H71V5H69ZM112 6H110V8L112 7ZM113 6V7H114ZM115 6V7H116ZM123 6V5H122ZM132 6V5H131ZM142 6H139V8L141 7V9H142ZM155 6V5H154ZM157 6V5H156ZM172 6V5H171ZM181 6V5H180ZM186 6V5H185ZM184 6V8L186 9L187 8V6L185 7ZM196 6V7H197ZM204 6V5H203ZM204 6V7H205ZM212 6V5H211ZM210 6V7H211ZM214 6H217V12L219 13L220 12V9H219V11H218V5H214ZM221 6H222V4H221ZM234 6V5H233ZM240 6V5H239ZM243 6V5H242ZM250 6V5H249ZM258 6H259V4H258ZM35 7H33V8H35ZM39 7H41V6H39ZM45 8H47L46 6H44ZM59 7V6H58ZM65 7H64V9H65ZM102 7V6H101ZM127 7V6H126ZM135 7V6H134ZM192 7H189V8H192ZM209 7V6H208ZM228 6H226V8H227ZM246 7V6H245ZM256 7V6H255ZM254 7V8H255ZM261 7V8H262ZM52 8V7H51ZM55 8V7H54ZM60 8V7H59ZM63 8V7H62ZM61 8V9H62ZM71 8H72V6H71ZM128 8H130V6L128 7ZM132 8H133V6H132ZM154 9V7H151V9L150 10H152L153 11V9ZM158 8H160V6H158ZM165 8V7H164ZM164 8H162L163 10H165ZM172 8V7H171ZM170 8V9H171ZM175 8V7H174ZM183 8V7H182ZM184 8L182 9V10H184ZM203 8V7H202ZM207 8V7H206ZM2 9H3V7H2ZM4 9H3V11H4ZM32 9V10H31ZM37 9H39L40 10V8H37ZM36 9V10H37ZM47 9H49V8H47ZM64 9H62V10H64ZM97 12L98 11V15H95L94 13H96L94 10ZM131 9V8H130ZM135 9V8H134ZM149 9V8H148ZM155 9H157V8H155ZM161 9V10H162ZM167 9V8H166ZM181 9V8H180ZM197 9H201L200 7L199 8H197ZM196 9V10H197ZM205 9V8H204ZM214 9H216V8H213V10ZM222 9V8H221ZM224 9H225V5H224ZM228 9V8H227ZM263 9V8H262ZM35 10V11H36ZM39 10H37V11H39ZM42 10V9H41ZM43 10H45V9H43ZM50 10H52L53 11V9H49V11ZM56 10V9H55ZM58 10V9H57ZM113 10L115 11V9L113 8ZM128 10V9H127ZM136 10V9H135ZM134 10V12H136V11H138V10H136L135 11ZM150 10H148L149 12H150ZM158 10V9H157ZM162 10V11H163ZM173 10V9H172ZM190 10V9H189ZM188 10V11H189ZM193 10V9H192ZM196 10H193L194 11V13L196 12ZM198 10V11H199ZM202 10V9H201ZM207 10V9H206ZM211 10V9H210ZM212 10V11H213ZM239 10H241V8L239 9ZM247 10H249V9H247ZM259 10V9H258ZM264 10V9H263ZM8 11V12H9ZM64 11H66V9L64 10ZM63 11V12H64ZM111 11V13L113 12L112 10H110ZM110 11H108V12H110ZM125 11V10H124ZM159 11V10H158ZM161 11V12H162ZM173 11H175V12H177V10H173ZM180 11V10H179ZM178 11V12H179ZM208 11V10H207ZM212 11H210V12H212ZM223 12H224V10H222ZM243 11L245 12L246 11V9H244L243 8ZM249 11H251V13H254L255 14V12H256V10L254 9V11L255 12H253V10H249ZM260 11H261V9L259 10V14H260ZM2 12V11H1ZM5 12V11H4ZM10 12V13H11ZM33 12H34V10H33ZM44 12V11H43ZM42 12V13H43ZM45 12H48V11H45ZM44 12V13H45ZM58 13V11H54L53 13ZM59 12H60V10H59ZM72 12H74L73 10L71 11V14H72ZM93 12V13H92ZM139 12H140V10H139ZM138 12V13H139ZM143 12H144V10H143ZM165 13L166 12H169V13H166V14H170L169 16H171L172 15V17H173V15H177V13H175L174 14V12L171 14L170 13V11H169V8H168V11H164ZM184 11H182V13H183ZM200 12H203V11H200ZM209 12V11H208ZM207 12V13H208ZM226 12H228V11H226ZM262 12H264V11H262ZM7 13V12H6ZM13 13V12H12ZM36 13V12H35ZM61 13V12H60ZM59 13V14H60ZM68 13V12H67ZM67 13L65 12V14L67 15ZM114 13V15L116 14V12H113ZM119 13V12H118ZM130 13V12H129ZM129 13L127 12L126 13V11H125V14H128L129 15ZM132 13V12H131ZM137 13V12H136ZM136 13L134 14V16H137L136 15ZM145 13H146V11H145ZM158 13V12H157ZM164 13V14H165ZM192 13V12H191ZM217 13V14H218ZM243 13V12H242ZM4 14L5 13H3L2 15L4 16ZM15 14H17V13H15ZM28 14V15H27ZM34 14V13H33ZM51 14V13H50ZM65 14L64 15H62L63 17L65 16ZM70 14V13H69ZM122 14V13H121ZM120 14V15H121ZM125 14H123V15H125ZM133 14V13H132ZM132 14H130L129 16H127V17H130V16H132ZM149 14V13H148ZM153 14V13H152ZM156 14V13H155ZM159 15H160V13H158ZM163 14V13H162ZM180 14V13H179ZM178 14V15H179ZM187 14V13H186ZM196 14V13H195ZM201 14V13H200ZM200 14H199V16H200ZM204 14V13H203ZM222 14H225V13H222ZM239 14H240V12H239ZM1 15V14H0ZM2 15H1V18H3L2 17ZM11 15H13V14H11ZM18 16H19V14H17ZM16 15V16H17ZM38 15H39V12H38ZM45 15H47V14H45ZM52 15V14H51ZM54 15V14H53ZM52 15V16H53ZM55 15H57V14H55ZM93 15H95V17H94V19H97V20H92V18H93ZM104 15V14H103ZM103 15L101 16V17H99V18H102L103 17ZM106 16L107 15H109L108 13L107 14H105ZM104 15V17H105V19H107L108 21L107 22H109L110 20H109V18L110 17H112V16H110L109 18H107L106 16ZM111 15V14H110ZM117 15V14H116ZM142 15V14H141ZM145 15H147V14H145ZM157 15V14H156ZM182 15V14H181ZM192 15V14H191ZM197 15V14H196ZM206 15V14H205ZM204 15V16H205ZM210 15V13H208V15L207 16H209ZM263 15H264V13H263ZM21 16V15H20ZM19 16V17H20ZM40 16V15H39ZM38 16V17H39ZM71 16V15H70ZM139 16V15H138ZM143 16V15H142ZM141 16V17H142ZM149 16V18L148 19H151V21L150 22H152V18H153V20H155L154 19V17H152V18H150V14L148 15ZM148 16H146V18L148 17ZM154 16V15H153ZM182 16H184V15H182ZM255 17H256V14L254 15ZM260 16V15H259ZM5 17V16H4ZM8 17H10V15H8ZM12 17V16H11ZM15 17V16H14ZM14 17H12V18H14ZM41 17V16H40ZM60 17V16H59ZM66 17V16H65ZM118 17H119V15H118ZM118 17H116V18H118ZM127 17H123L124 18V20L127 18ZM160 17V16H159ZM189 17V16H188ZM192 17V16H191ZM197 17V16H196ZM195 17V18H196ZM202 17V16H201ZM200 17V18H201ZM249 17H252V16H249ZM254 17V18H255ZM0 18V19H1ZM6 18V17H5ZM11 18V19H12ZM25 18V17H24ZM35 18H36V14H35ZM42 18V17H41ZM44 18H45V16H44ZM47 18L49 19V17H48V15H47ZM57 18H58V16H57ZM57 18H55V19H57ZM68 18V17H67ZM115 18V19H116ZM123 18H122V20H123ZM138 18V17H137ZM175 18V17H174ZM177 18V17H176ZM182 18V17H181ZM187 18V17H186ZM190 18V17H189ZM193 18V20H194V16L192 17ZM191 18V19H192ZM206 18V17H205ZM253 18V17H252ZM10 19V20H11ZM17 19V18H16ZM15 19V20H16ZM20 19V18H19ZM26 19V18H25ZM27 19H28V17H27ZM26 19V20H27ZM48 19H45L44 21H46V20H48ZM51 19V18H50ZM50 19L48 20V21H50ZM105 19H103L104 21H105ZM129 19V18H128ZM128 19H126L127 20V22H128ZM131 19V18H130ZM134 19H135V17H134ZM140 17H139V20H138V22L140 21ZM158 19V18H157ZM160 20H159V22L158 21H156V22H158V23H160L161 21H163L164 23H165V21L166 20H164L163 19V16H162V19L161 18H159ZM182 19H184V18H182ZM197 19V18H196ZM202 19H204V18H202ZM259 19V18H258ZM23 20V19H22ZM21 20V21H22ZM29 20H31L30 18H29ZM32 20H34V17H33V19ZM39 20H43V19H39ZM39 20L37 21V19H36V21L35 22H39ZM52 20V19H51ZM112 20H113V18H112ZM112 20H111V22H112ZM118 20V19H117ZM136 20V19H135ZM145 19H143L142 20V22L144 21ZM167 20H168V17H167ZM180 20V19H179ZM188 20V19H187ZM198 20V19H197ZM196 20V21H197ZM242 20H245L244 18L242 19ZM249 20V19H248ZM247 20V18H246V21H247V23L250 21V20H253V19H251L250 18V20L248 21ZM256 20V19H255ZM2 21V20H1ZM24 21V20H23ZM92 21V22H91ZM98 21H100V20H98ZM114 21V20H113ZM121 21V20H120ZM120 21H118V23L120 22ZM145 21H148L149 22V20H145ZM169 21V20H168ZM171 21V20H170ZM177 21V20H176ZM196 21H193V22H196ZM199 21V20H198ZM254 21V20H253ZM258 21V20H257ZM8 22H10V21H8ZM17 22V21H16ZM28 22V21H27ZM30 22H32V21H30ZM41 22V21H40ZM90 22H91V24H90ZM103 21H101V23H102ZM107 22H105V24L107 23ZM116 22V21H115ZM122 22V21H121ZM131 22V21H130ZM130 22H128L129 24H130ZM132 22H133V20H132ZM153 22H155V21H153ZM167 22V21H166ZM172 22H174V21H172ZM178 22V21H177ZM183 22V21H182ZM187 22V21H186ZM191 22V21H190ZM241 22V20H239V23ZM244 22V21H243ZM252 22V21H251ZM251 22H250V25H251ZM255 22V21H254ZM259 22H261V21H259ZM262 22H263V19H262ZM1 23V22H0ZM3 23H5V22H3ZM12 23V22H11ZM11 23H8V24H10L11 25ZM18 23V22H17ZM29 23V22H28ZM27 23V24H28ZM34 23V22H33ZM33 23H29V24H32L33 25ZM41 23H45V22H41ZM48 23V22H47ZM100 23V24H101ZM123 23H125L126 24V22H122V25H123ZM135 23H136V21H135ZM189 22H187V24H188ZM197 23V22H196ZM198 23H200V22H198ZM6 24V23H5ZM13 24H15V23H13ZM19 24H22L20 21H19ZM18 24V25H19ZM42 24V25H43ZM50 24H52V23H50ZM50 24H48V25H50ZM95 24H96V22H95ZM98 24V23H97ZM114 24V23H113ZM120 24V23H119ZM119 24H118V26H119ZM129 24H128V27H129ZM138 24V23H137ZM146 25V23L145 22H143L142 23V26L143 25ZM150 24V23H149ZM149 24H148V26H149ZM155 23H153V25H154ZM170 24V23H169ZM181 24V23H180ZM193 24V23H192ZM246 24V22L244 23V25ZM253 24V23H252ZM3 25V24H2ZM7 25V24H6ZM23 25H25V24H23ZM22 25V26H23ZM39 25H41V24H39ZM39 25H38V27H39ZM45 25V24H44ZM67 27H66V26ZM104 25V24H103ZM110 25V24H109ZM116 25V24H115ZM115 25H113V26H115ZM157 26H158V24H156ZM163 25V24H162ZM177 25V24H176ZM179 25V24H178ZM182 25V24H181ZM197 25V24H196ZM196 25H194L195 27H198V26H196ZM199 25V24H198ZM241 25H243L242 24V22H241ZM247 25V24H246ZM21 26V27H22ZM26 26V25H25ZM28 26V25H27ZM27 26L25 27V28H27ZM57 26L59 27V28H57ZM101 27H102V24L100 25ZM113 26H111V28L113 29ZM126 26V25H125ZM124 26V27H125ZM132 26H133V24H132ZM131 25H130V27H132ZM137 25H135V28H137L136 27ZM138 26H140V24L138 25ZM141 26V27H142ZM157 26H151V27H154V28H152V29H155V27L157 28ZM161 26V25H160ZM160 26H159V28H157V30L158 29H160V30H163L162 28H164L163 26H162V28H160ZM168 26V25H167ZM170 26V25H169ZM171 26H172V23H171ZM175 26V25H174ZM183 26H186V25H183ZM193 26V25H192ZM239 26H240V24H239ZM251 26H253V25H251ZM4 27V29H5V26H3ZM8 27H9V25H8ZM8 27H7V29H8ZM12 27V26H11ZM15 27V26H14ZM29 27V26H28ZM30 27H31V25H30ZM44 27H46V26H44ZM43 26H42V29L44 28ZM97 27H99V25L98 26H96V28ZM105 27V26H104ZM116 27V26H115ZM127 27V28H128ZM177 27V26H176ZM176 27H174L173 28V30L176 28ZM188 27H190V25H188ZM195 27H194V29H195ZM242 27V26H241ZM250 27V26H249ZM2 28V27H1ZM17 28V27H16ZM16 28H14V29H16ZM18 28H20V27H18ZM24 28V27H23ZM22 28V29H23ZM32 28V27H31ZM30 28V29H31ZM36 28V27H35ZM40 28H41V26H40ZM48 28H50L51 29V27L50 26H48L47 27V29ZM89 28V29H90ZM100 28V27H99ZM105 28H107V27H105ZM110 28V29H111ZM119 28V27H118ZM149 29H150V27H148ZM166 28V27H165ZM164 28V29H165ZM170 28V27H169ZM169 28L167 27L166 29H168L169 30ZM181 28H182V26H181ZM3 29V28H2ZM6 29V30H7ZM21 29V28H20ZM19 29V30H20ZM34 29V28H33ZM37 29V28H36ZM53 29V28H52ZM53 29V30H54ZM101 29V28H100ZM104 29V28H103ZM117 29V28H116ZM115 29V30H116ZM124 29V28H123ZM126 29V28H125ZM142 29H144V26L142 27ZM141 29V30H142ZM177 29V28H176ZM176 29L174 30V32L176 31ZM185 29H188L187 27L186 28H184V30ZM193 29V30H194ZM196 29H198V28H196ZM200 29V28H199ZM12 31H13V29H11ZM10 29L8 30V31H11ZM41 30V29H40ZM44 30H45V28H44ZM80 29L78 30L79 31V34H82L83 35V32L81 31ZM96 30H98V29H96ZM96 30H94V31H96ZM108 30H109V27H108ZM114 30V31H115ZM118 30V29H117ZM128 30V29H127ZM126 30V31H127ZM130 30V29H129ZM131 30H133L132 28H131ZM131 30H130V32H131ZM137 30V29H136ZM141 30L140 31H138V32H141ZM151 30V29H150ZM172 30V29H171ZM172 30V31H173ZM178 30V29H177ZM182 30V29H181ZM180 30V31H181ZM190 30H192V28L190 29ZM201 30V29H200ZM0 31H2V30H0ZM7 31V32H8ZM11 31V32H12ZM29 31H31V30H29ZM34 31H35V29H34ZM37 31V30H36ZM39 31V30H38ZM37 31V32H38ZM46 31V30H45ZM50 32H51V30H49ZM64 32V33H66V34H61V32H60V30H59V32H60V34H58V35H60L59 37H60V39L58 38V36H55L54 38H53V40L51 41V48L49 49L48 48V51L49 50H53V48L55 49V51L56 50H58L56 53L57 54H53L54 53V51L51 53L50 52V56H52L50 59L51 60H49V58L48 57H45V58H47L48 59V61H50L51 62V64L49 65V66H52L53 68H51V70H53L54 69V72H56V73H59L60 75L59 76H57V74L55 73V75L57 76V77H62L64 74H66V73H64L65 71H63L62 70V68H61V66L64 64L65 65V61L63 62V63H61L62 62V54H65V51H66V49L63 47V45H65V41H66V39L64 38V37H62V36H64L65 35V37H66V35H68V33H70V32ZM75 31H77V30H75ZM77 31V32H78ZM84 31V32H85ZM90 31V30H89ZM99 31V30H98ZM101 31H102V29H101ZM114 31H112V32H114ZM120 32H121V30H119ZM123 31V30H122ZM125 31V32H126ZM145 31H146V29H145ZM165 31V30H164ZM186 31V30H185ZM194 31H196V30H194ZM199 31V30H198ZM197 31V34H199V32ZM15 32H17V30L15 31ZM33 32V31H32ZM56 33L58 32V31H55ZM71 32V33H72ZM76 32V33H77ZM80 32H82V33H80ZM86 32H85V34H86ZM104 32H106V31H104ZM104 32H103V34H104ZM111 32V31H110ZM111 32V33H112ZM115 32H118V31H115ZM115 32H114V34H115ZM134 32H135V30H134ZM147 32V34H149V32L148 31H146ZM153 32V31H152ZM158 32H159V30H158ZM162 32V31H161ZM174 32H172L171 33V35H170V33L169 32H167V35H170V36H168V37H171L172 35H174ZM256 32V31H255ZM264 32V31H263ZM1 33V32H0ZM9 33V32H8ZM14 33V32H13ZM40 33V32H39ZM48 33V32H47ZM53 33H54V31H53ZM71 33H70V35H68V37L69 36H71ZM90 33V32H89ZM95 33V32H94ZM96 33H98V32H96ZM108 33V32H107ZM106 33V34H107ZM110 33V34H111ZM123 33V32H122ZM127 33V32H126ZM126 33H123V34H125L126 36H128ZM143 33V32H142ZM145 33V32H144ZM154 34H155V32H153ZM166 33V32H165ZM165 33H164V35H165ZM169 33V34H168ZM176 33V32H175ZM177 33H179L178 31H177ZM183 33V32H182ZM187 33V32H186ZM195 34H196V32H194ZM257 33H259L258 31H257ZM256 33V34H257ZM4 35H5V32L3 33ZM2 34V35H3ZM42 34H44V31H43V33ZM41 34V35H42ZM49 34H51V33H49ZM101 34V33H100ZM103 34H101V35H103ZM106 34H104V35H106ZM110 34H107V35H110ZM113 34V33H112ZM113 34V35H114ZM117 34V33H116ZM116 34H115V36H116ZM131 34L132 33H130V35L128 36V38L131 36ZM134 34V33H133ZM132 34V35H133ZM146 34V33H145ZM146 34V35H147ZM151 34V33H150ZM160 34V33H159ZM163 34V33H162ZM162 34H161V37H162ZM1 35V34H0ZM2 36L3 38L6 36ZM12 35H16V33H14V34H12ZM17 35H18V33H17ZM72 35H74V33L72 34ZM77 35H78V33H77ZM90 35V34H89ZM92 35V34H91ZM94 35V34H93ZM99 35V34H98ZM117 35H120V34H117ZM135 35V34H134ZM140 35H143V36H145L144 34H140ZM140 35H139V37H140ZM163 35V36H164ZM167 35H166V37H167ZM176 35V34H175ZM181 35V34H180ZM240 35V34H239ZM252 35V34H251ZM255 35V34H254ZM261 35V34H260ZM9 36V35H8ZM7 36V37H8ZM39 36V35H38ZM38 36H37V38H38ZM49 37H50V35H48ZM48 36H46V37H48ZM80 36V35H79ZM86 36H87V34H86ZM97 36V35H96ZM96 36H94V37H96ZM110 36H112V35H110ZM114 36V37H115ZM122 36V35H121ZM120 36V37H121ZM135 36H138V35H135ZM150 36V35H149ZM11 37V36H10ZM15 37V36H14ZM40 37V36H39ZM42 37V36H41ZM44 37V36H43ZM42 37V38H43ZM57 37V38H56ZM72 37V36H71ZM71 37H69V38H71ZM108 37V36H107ZM117 37V36H116ZM119 37V36H118ZM124 37V36H123ZM146 37V39H147V37L148 36H145ZM145 37H144V40H146L145 39ZM158 36H156V38H157ZM167 37V38H168ZM9 38V37H8ZM42 38H41V41H42ZM51 38H52V36H51ZM56 38V39H55ZM62 38V39H61ZM78 38V37H77ZM80 38H81V36H80ZM85 38V36L83 35V39ZM91 39H93L92 37H90ZM90 38L88 39V40H90ZM101 38V37H100ZM103 38L105 39L106 37H102V39L101 40H103ZM109 38V37H108ZM107 38V39H108ZM113 38V37H112ZM155 38V39H156ZM45 39V38H44ZM64 39H65V41H64ZM74 39H75V36H74ZM73 39V40H74ZM79 39V38H78ZM82 39V38H81ZM95 39V38H94ZM93 39V40H94ZM96 39H99V36H97L96 37ZM95 39V40H96ZM106 39V40H107ZM114 39V38H113ZM117 39V38H116ZM121 40H123L122 38H120ZM140 39V38H139ZM152 39H154V38H152ZM159 39V38H158ZM161 39V38H160ZM1 40V39H0ZM3 41H4V39H2ZM46 40V39H45ZM44 40V41H45ZM85 40H87V38H85ZM101 40H99V42L101 41ZM105 40V41H106ZM119 40V39H118ZM120 40V41H121ZM125 40V39H124ZM132 40V39H131ZM134 40V39H133ZM136 40V39H135ZM137 40H138V38H137ZM142 40V39H141ZM148 40H150V39H148ZM148 40L146 41V42H148ZM169 41H170V39H168ZM9 41H10V39H9ZM14 41V40H13ZM16 41H17V39H16ZM48 41H50V40H48ZM62 41H63V43H62ZM67 41H68V39H67ZM70 41H72V40H70ZM75 41H77L76 39H75ZM75 41H73L74 43H75ZM81 41V40H80ZM98 41V40H97ZM96 41V42H97ZM114 41V40H113ZM117 41V40H116ZM128 41H130V39L128 40ZM128 41H124L123 43H125V42H127L128 44H129V42ZM152 42H153V40H151ZM155 41H157V40H155ZM158 41H160V40H158ZM163 41H164V39H163ZM163 41L162 42H160L161 44L163 43ZM5 42V41H4ZM79 42V41H78ZM83 42V41H82ZM81 42V43H82ZM84 42H86V41H84ZM83 42V45L84 44H87V43H84ZM90 42V41H89ZM92 42V41H91ZM106 42H108V40L106 41ZM109 42H111L110 40H109ZM119 42V41H118ZM122 42V41H121ZM140 44H141V42H140V40L138 41ZM151 42V43H152ZM172 42V39H171V41L169 42V43H171ZM44 43H46V42H44ZM49 43V42H48ZM72 43V42H71ZM77 43V42H76ZM75 43V44H76ZM80 43V44H81ZM94 44H95V42H93ZM102 43V42H101ZM114 43V42H113ZM112 43V44H113ZM126 43V44H127ZM142 43H144V42H142ZM157 43V42H156ZM159 43V42H158ZM157 43V44H158ZM159 43V44H160ZM165 43V42H164ZM207 43V42H206ZM1 44V43H0ZM3 44V43H2ZM7 44H10V42L9 43H7ZM41 44V43H40ZM43 44V43H42ZM41 44V45H42ZM73 44V43H72ZM79 44V43H78ZM77 44V45H78ZM79 44V45H80ZM89 44V43H88ZM92 44V43H91ZM107 44V43H106ZM105 44V45H106ZM107 44V45H111V47L113 46V45H115V48H116V43L115 44ZM121 45H123L122 43H120ZM136 44H137V41H136ZM148 44L149 43H147V47L149 48V46H148ZM154 44V43H153ZM153 44H150V45H152V47H153ZM157 44H154L155 46L157 45ZM159 44H158V46H159ZM160 44V45H161ZM166 44V43H165ZM189 44L190 43H188V47H189ZM195 44L196 43H193V45L195 46ZM12 45H13V43H12ZM17 45V44H16ZM74 45V44H73ZM72 45V46H73ZM76 45V46H77ZM82 45V46H83ZM98 45V44H97ZM99 45H101L100 43H99ZM99 45H98V47H99ZM103 46H104V44H102ZM101 45V46H102ZM106 45V46H107ZM132 45V44H131ZM130 45V46H131ZM143 45H146V44H143ZM179 45V44H178ZM181 45V44H180ZM182 45H184L183 43H182ZM208 45H210V46H212L211 45V43H209ZM3 46V45H2ZM1 46V47H2ZM9 46V45H8ZM46 46H47V44H46ZM75 46V45H74ZM75 46V47H76ZM81 46V45H80ZM79 46V47H80ZM90 46V45H89ZM91 46H93V45H91ZM101 46H100V48H101ZM119 46V45H118ZM128 46V45H127ZM157 46V47H158ZM186 46H187V43H186ZM186 46H183V48L184 47H186ZM197 46V45H196ZM195 46V47H196ZM209 46V47H210ZM5 47H7V46H5ZM11 47V46H10ZM9 47V48H10ZM15 48H16V46H14ZM38 47H39V44H38ZM37 47V48H38ZM41 47H43V46H41ZM48 47V46H47ZM66 47V46H65ZM68 47V46H67ZM66 47V48H67ZM78 47V48H79ZM88 47V46H87ZM86 47V48H87ZM95 47H96V45H95ZM94 47V48H95ZM97 47V48H98ZM108 47V46H107ZM122 47V46H121ZM124 47V46H123ZM122 47V48H123ZM132 47V46H131ZM151 47V46H150ZM190 47H191V45H190ZM189 47V48H190ZM198 47H199V45H198ZM213 47V46H212ZM2 48H4V47H2ZM36 48V49H37ZM40 48V47H39ZM44 48H45V46H44ZM65 49V51H64V53H62L63 52V50ZM81 48V47H80ZM79 48V53H80V49ZM83 48V47H82ZM85 48V47H84ZM90 48V47H89ZM89 48H88V50H89ZM112 48H114V47H112ZM127 48V47H126ZM126 48H123V49H126ZM129 48V47H128ZM127 48V49H128ZM154 48V47H153ZM156 48V47H155ZM155 48H154V50H155ZM163 48H164V46H163ZM162 48V49H163ZM177 48V47H176ZM203 48V47H202ZM215 48V47H214ZM5 49V48H4ZM3 49V50H4ZM43 49V48H42ZM47 49V48H46ZM69 49H70V44H69ZM71 49H73V48H71ZM70 49V50H71ZM76 49H77V47H76ZM76 49H75V51H73V52H78V51H76ZM90 49H92V47L90 48ZM101 49H104L103 47L101 48ZM100 49V50H101ZM106 49V48H105ZM109 49V48H108ZM111 49V48H110ZM109 49V50H110ZM133 49V48H132ZM132 49H130L131 51H132ZM152 49V48H151ZM160 48H158V49H156V50H159ZM181 50H182V47L180 48ZM185 49V48H184ZM93 50V49H92ZM96 50V49H95ZM95 50H93V53H94V55H95ZM98 50V49H97ZM97 50H96V53H97ZM99 50V51H100ZM107 50V49H106ZM117 50H118V47H117ZM120 50V49H119ZM155 50V51H156ZM164 50V49H163ZM180 50V51H181ZM187 50V49H186ZM185 50V51H186ZM189 50V49H188ZM190 50H192V48L190 49ZM189 50V51H190ZM195 50V49H194ZM205 50V49H204ZM207 50V49H206ZM208 50H210V49H208ZM214 50V49H213ZM234 50V49H233ZM240 50H241V48H240ZM239 50V51H240ZM244 50V49H243ZM242 50V51H243ZM7 51L9 52V51H11V50H6V51H4V52H6L7 53ZM15 51V50H14ZM16 51H18V49L16 50ZM15 51V52H16ZM39 51V53H41L40 51V49H38L37 50V52ZM43 51V50H42ZM84 51L85 50H83V53H84ZM89 51H91V50H89ZM89 51H88V56L87 57H89L90 55H92V54H90L89 55ZM102 51V50H101ZM112 51V50H111ZM114 51V50H113ZM121 51H123V50H121ZM120 51V54L122 53ZM124 51H126V50H124ZM134 51V50H133ZM162 51V50H161ZM179 51V52H180ZM193 51V50H192ZM192 51H190V52H192ZM201 51H203V50H201ZM212 51V50H211ZM210 51V52H211ZM230 51V50H229ZM232 51V50H231ZM235 51H236V49H235ZM241 51V52H242ZM15 52H14V54H15ZM44 52H46V51H44ZM66 52H68V51H66ZM70 52V51H69ZM68 52V53H69ZM73 52H71V54L73 53ZM129 52V51H128ZM127 52V53H128ZM158 52V51H157ZM188 52V51H187ZM189 52V53H190ZM194 52V51H193ZM192 52V53H193ZM203 52H206V51H203ZM209 52V51H208ZM207 52V53H208ZM2 53H3V51H2ZM43 53V52H42ZM46 53H48V52H46ZM67 53V54H68ZM81 53L82 55H80V57L82 56V58H83V55L86 53ZM99 53H101V52H99ZM106 54H107V51L105 52ZM114 52H111L110 53V56H111V54H113ZM127 53H125V54H127ZM130 53V52H129ZM133 53V52H132ZM131 53V54H132ZM135 53H136V55H138L137 54V52L135 51ZM147 53H148V51H147ZM149 53H151L150 51H149ZM191 53V54H192ZM8 54V53H7ZM61 54V55H60ZM70 54V53H69ZM74 54V53H73ZM72 54V55H73ZM76 54V53H75ZM87 54V53H86ZM85 54V55H86ZM105 54V55H106ZM117 54H119L118 52H117ZM116 54V55H117ZM119 54V56H122V55H120ZM125 54L123 55V56H125ZM157 54V53H156ZM5 55V54H4ZM4 55H2V56H4ZM13 55V54H12ZM38 56L37 57H39V54H37ZM48 54H47V56H49ZM77 55H78V53H77ZM77 55H76V60H77ZM85 55H84V59H85ZM114 55V54H113ZM129 55V54H128ZM127 55V57L129 58V56ZM134 55V54H133ZM132 55V56H133ZM140 55V54H139ZM145 55H146V57H148L147 56V54H146V52H145ZM144 55V56H145ZM154 55H155V52H154V54L152 53V54H150L149 56H153V60H154ZM14 56V55H13ZM35 56V55H34ZM42 56H43V54H42ZM60 56H61V58H60ZM70 56V55H69ZM69 56L67 55V57H68V59H69ZM74 56V55H73ZM73 56L71 57V59L73 58ZM102 56V55H101ZM109 56V55H108ZM108 56H107V58H108ZM10 57H12V56H10ZM19 57V56H18ZM27 57V56H26ZM66 57V56H65ZM64 57V58H65ZM80 57H78L79 58V60H81V63H82V59L80 58ZM98 57V56H97ZM104 56H102V58H103ZM127 57H126V59H127ZM141 58V56L139 57V56H136V57H134V60L132 59V61H134V63H135V61H137V60H139V59H137V60H135V58ZM143 57V56H142ZM146 57H145V59H146ZM13 58V57H12ZM24 58V57H23ZM27 58H29V56L27 57ZM32 58V57H31ZM42 57H39L38 59H41ZM44 58V60H47V59H45ZM91 58V57H90ZM89 58V59H90ZM94 58V57H93ZM106 58V57H105ZM112 58H113V56H112ZM112 58H111V60H112ZM117 58V57H116ZM144 58V57H143ZM156 58V57H155ZM6 59V58H5ZM17 59H19V58H17ZM21 59V58H20ZM20 59H19V61H20ZM33 59V58H32ZM37 59V60H38ZM67 59V58H66ZM67 59V60H68ZM88 59V58H87ZM109 59V58H108ZM119 59V58H118ZM147 59H149V57L147 58ZM235 59V58H234ZM0 60H1V62H4V60H2V58H0ZM11 60V59H10ZM14 60H15V56H14ZM22 60H24V59H22ZM21 60V61H22ZM28 60V59H27ZM26 60V61H27ZM36 60V59H35ZM35 60L33 61V62H31V63H33V64H35L34 62H35ZM64 60V59H63ZM72 60H74V59H72ZM86 60V59H85ZM85 60H83V61H85ZM95 60H101V59H95ZM103 60V59H102ZM106 61H107V59H105ZM121 60H122V58H121ZM124 60V59H123ZM122 60V61H123ZM128 60V59H127ZM126 60V61H127ZM250 60V59H249ZM69 61H70V59H69ZM75 61V60H74ZM78 61V60H77ZM87 61V60H86ZM85 61V62H86ZM89 61V60H88ZM91 61V60H90ZM93 61V60H92ZM91 61V62H92ZM105 61V62H106ZM130 61H131V59H130ZM129 61V62H130ZM131 61V62H132ZM152 61V60H151ZM158 61V60H157ZM248 61V60H247ZM0 62V63H1ZM14 62V61H13ZM13 62H11L10 64H16L15 62L13 63ZM24 62V61H23ZM22 62V63H23ZM30 62V61H29ZM45 62V61H44ZM68 62V61H67ZM101 62V61H100ZM112 62H115V60L114 61H112ZM120 62V61H119ZM125 62V61H124ZM124 62H122V63H124ZM140 62V60L138 61V63ZM143 62V61H142ZM145 62H147V60H145ZM149 62V61H148ZM252 62V61H251ZM251 62L249 61L248 63H250V66H254V64H256V63H261V62H256L255 63V61H254V64L252 65L251 64ZM19 63V62H18ZM41 63V62H40ZM40 63H38V64H40ZM43 63V62H42ZM46 63H48V62H46ZM68 63H70V62H68ZM67 63V64H68ZM76 63V62H75ZM74 62H73V64H75ZM81 63H79V61H78V63H77V65L78 64H81ZM87 63H89V62H87ZM86 63V64H87ZM94 63V62H93ZM96 63H97V61H96ZM106 63H108V62H106ZM111 63V62H110ZM116 63V62H115ZM121 63V64H122ZM133 63V62H132ZM137 63V62H136ZM152 63H155V62H153L152 61ZM160 63V62H159ZM247 63V62H246ZM264 63V62H263ZM263 63H261V64H259V65H262L261 66V68L262 67H264V65H263ZM29 64V63H28ZM32 64V66H34ZM38 64H37V62H36V65L38 66ZM62 64V65H61ZM71 64H72V61H71ZM91 64V63H90ZM90 64H89V66H90ZM101 64V63H100ZM102 64H104V62L102 63ZM100 65V66H102L103 67V65ZM127 64V63H126ZM144 64V63H143ZM142 63H141V65H143ZM148 64V63H147ZM146 64V65H147ZM158 64V63H157ZM156 64V65H157ZM22 65V64H21ZM21 65H20V67L19 68H21ZM24 65V64H23ZM41 65V64H40ZM43 65H45V64H43ZM93 65V64H92ZM95 65V64H94ZM98 65V64H97ZM111 65H113V64H111ZM110 65V66H111ZM114 65H116V64H114ZM119 65H120V63H119ZM123 65V64H122ZM128 65H129V63H128ZM135 65V64H134ZM134 65H132V68H133V66ZM137 65V64H136ZM141 65H139V66H141ZM145 65V66H146ZM149 65V64H148ZM248 65V64H247ZM5 66H7V65H5ZM14 66V65H13ZM25 66H26V64H25ZM36 66V67H37ZM46 66V65H45ZM44 66V67H45ZM48 66V65H47ZM70 66H73V65H70ZM84 66V65H83ZM87 67H88V64L86 65ZM99 66V67H100ZM106 66V65H105ZM118 66V65H117ZM130 66V65H129ZM150 66V65H149ZM151 66H153V65H151ZM150 66V67H151ZM154 66H155V64H154ZM28 67V66H27ZM43 67V66H42ZM43 67V68H44ZM62 67H64V66H62ZM77 67V66H76ZM75 67V68H76ZM86 67V68H87ZM91 67V66H90ZM94 67V66H93ZM99 67L97 66V69H94L93 68V70H99ZM106 67H108V66H106ZM115 67V66H114ZM119 67V66H118ZM125 67H127L126 65H125ZM134 67H136V66H134ZM144 67V66H143ZM142 67V68H143ZM156 67V70H157V66H155ZM259 67V66H258ZM5 68V67H4ZM10 68H12V66L10 67L9 66V68H8V70L10 69ZM24 68V67H23ZM31 68V67H30ZM37 68H39V66L37 67ZM42 68V69H43ZM68 68H69V66H68ZM68 68H66V66H65V70L67 69L68 70ZM75 68H73L74 70H75ZM78 68V67H77ZM80 68H82L81 66H80ZM84 68V67H83ZM92 68V67H91ZM104 68V67H103ZM109 68V67H108ZM121 68V67H120ZM123 68H124V65H123ZM147 68V67H146ZM159 68V67H158ZM260 68V70L262 71V69ZM2 69H3V66H2ZM15 69V68H14ZM27 69V68H26ZM29 69V68H28ZM31 69H33V67L31 68ZM41 69V70H42ZM47 68L45 67V70H46ZM70 69V68H69ZM111 69V68H110ZM137 69V67L135 68V70ZM148 69H151V68H149L148 67ZM238 69H239V67H238ZM6 70V69H5ZM4 70V71H5ZM12 70V69H11ZM15 70H17V68L15 69ZM49 70V69H48ZM61 70V71H60ZM74 70L72 71H70V70H68L69 72H71L70 74H66V75H69V77H70V75L72 74V72L74 73ZM90 70V69H89ZM104 70H106L107 72H108V70H107V68L105 69H103V71ZM115 70H119V68L117 69V67L115 68ZM114 70V71H115ZM124 70H126V69H124ZM129 70V69H128ZM138 70V69H137ZM140 70V69H139ZM142 70V69H141ZM140 70V71H141ZM144 70V69H143ZM153 70V69H152ZM236 70V72H237V69H235ZM240 70H241V68H240ZM242 70H243V68H242ZM2 71V70H1ZM14 71V70H13ZM19 70H17V72H18ZM25 71V70H24ZM28 71V70H27ZM26 71V72H27ZM35 71H36V68H35ZM38 71V70H37ZM60 71V72H59ZM62 71H63V73H62ZM77 70H75V72H76ZM83 71V70H82ZM81 71V72H82ZM88 71V70H87ZM91 71V70H90ZM90 71H88V72H90ZM100 71V70H99ZM111 71H112V69H111ZM120 71V70H119ZM147 71V70H146ZM10 72V71H9ZM12 72V71H11ZM15 72V71H14ZM16 72V73H17ZM21 72H23V70L21 71ZM25 72V73H26ZM29 72V71H28ZM33 72V71H32ZM39 72H42V73H44L43 72V70L42 71H39ZM49 72V71H48ZM50 72H52V71H50ZM49 72V73H50ZM67 72V71H66ZM77 72H79V73H81L80 72V70H78ZM94 72V71H93ZM132 72H134V68H133V70L131 69L130 70V72H129V74H128V71L126 72L128 75H130ZM232 72H234V71H232ZM238 72H240V74L239 75H241L242 73H241V71H238ZM237 72V73H238ZM6 73H7V71H6ZM24 73V72H23ZM30 73H31V70H30ZM38 73V72H37ZM47 73V72H46ZM45 73V74H46ZM87 73V72H86ZM92 73V72H91ZM106 73V72H105ZM123 71H121L120 73H118V74H121V76L120 77H122V75H123V79L125 78L126 79V77H124V75L126 74L125 72V74L123 73ZM140 74H142V72H139ZM235 73V72H234ZM244 73L246 74L247 72H245L244 71ZM262 73H263V71H262ZM8 74H10V73H8ZM22 74V73H21ZM29 73H27V75H28ZM83 74L84 73H82V77H83ZM92 74H97V73H92ZM92 74L90 75L91 76V78H92ZM104 74V73H103ZM107 75L109 74V73H106ZM106 74H104L105 76H106ZM125 75V76H128V75ZM138 74V73H137ZM236 74V73H235ZM3 75V74H2ZM13 75H16V74H13ZM13 75H12V77H13ZM42 75V74H41ZM40 75V76H41ZM47 75V74H46ZM49 75H53V74H49ZM81 75V74H80ZM89 75H86L87 77L89 76ZM104 75H101V76H104ZM110 75V74H109ZM113 75V74H112ZM115 75V74H114ZM116 75H117V73H116ZM133 75V74H132ZM131 75V76H132ZM143 75H144V73H143ZM8 76V75H7ZM11 76V75H10ZM19 76V75H18ZM22 76L23 77H25L23 74H22ZM29 76V75H28ZM34 76H35V74H34ZM34 76L32 75L31 77H33L34 78ZM36 76H38V74L36 75ZM43 77H44V75H42ZM48 76V75H47ZM47 76H46V78H47ZM54 76V75H53ZM55 76V78L56 79H54V81H55V83H56V86L58 85V83L57 82H60V81H57V77ZM65 76V75H64ZM72 76H76V75H74V74H72L71 75V77ZM78 76V75H77ZM85 76V75H84ZM94 76V75H93ZM118 76V75H117ZM135 74H134V78H135ZM140 76V75H139ZM262 76H263V78H264V75L262 74ZM11 77V78H12ZM16 77V76H15ZM14 77V78H15ZM67 76H65V78H66ZM95 77V76H94ZM109 77V76H108ZM110 77H111V75H110ZM119 76H118V78L119 79H121ZM136 77H138V76H136ZM237 77H239V76H237ZM242 77H244L243 76V74H242ZM3 78V77H2ZM1 78V75H0V80L2 79ZM5 78V77H4ZM16 78H19V77H16ZM27 79L29 78V77H26ZM40 78V77H39ZM64 78V79H65ZM72 78H74V77H72ZM98 78V77H97ZM113 78H115V76L113 77ZM129 78H131V77H129ZM128 78V79H129ZM134 78H131V79H134ZM260 78H261V76H260ZM263 78H261V79H263ZM6 79V78H5ZM4 79V80H5ZM8 79H9V77H8ZM20 79V78H19ZM27 79H25V80H27ZM36 81H37V79H38V77H37V79H36V77L34 78ZM34 79H32L31 78V80H33V81H35ZM48 79V78H47ZM52 79V78H51ZM51 79H48V80H51ZM59 79V78H58ZM70 79L71 78H69V83H71V81H73L72 79H71V81H70ZM75 79V78H74ZM80 79H83V78H81L80 77ZM96 79V78H95ZM105 79H106V77H105ZM104 79V81H106ZM108 79V78H107ZM117 79V78H116ZM128 79H127V81H128ZM3 80V79H2ZM10 80V79H9ZM14 80V79H13ZM41 80V79H40ZM53 80V79H52ZM51 80V81H52ZM59 80H61V78L59 79ZM76 81H77V79H75ZM86 80H88V79H86ZM99 80V79H98ZM110 80H111V78H110ZM113 80V79H112ZM112 80H111V82H112ZM122 80V79H121ZM120 80V81H121ZM6 81V80H5ZM16 81H18V80H16ZM27 81H29V80H27ZM26 81V82H27ZM35 81V82H36ZM47 81V80H46ZM51 81H50V83H51ZM92 81H93V78H92ZM92 81H90L91 83H92ZM96 81V80H95ZM103 81V82H104ZM114 81V80H113ZM118 81V80H117ZM124 81V80H123ZM126 81V80H125ZM125 81L124 82H122V83H125ZM244 81V80H243ZM246 81V80H245ZM12 82V81H11ZM39 82V81H38ZM45 82V81H44ZM61 82L63 83L64 81L63 80H61ZM59 83L60 85L62 84V83ZM66 82V81H65ZM73 82H75V81H73ZM72 82V83H73ZM77 82H79V81H77ZM94 82V81H93ZM101 82V81H100ZM100 82H98V83H100ZM129 82V81H128ZM3 83V82H2ZM5 83V82H4ZM7 84H3L4 86H7V85H9V81L8 82H6ZM21 83H22V80H21ZM18 84V85H22V84ZM25 83V82H24ZM29 84H31L30 82H28ZM28 83H26V84H28ZM47 83H49V82H47ZM49 83V84H50ZM55 83L53 82V85L54 86H52V87H54V88H56V86H55ZM66 83H68V81L66 82ZM64 84V85H67V84ZM68 83V85L70 86L71 84H69ZM89 83V82H88ZM122 83H121V86H122ZM127 83V82H126ZM125 83V84H126ZM248 83V82H247ZM263 83H264V80H263ZM12 84V86H13V84L14 83H11ZM35 84H38V83H35ZM41 84H43V83H41L40 82V85ZM77 84V83H76ZM83 82H82V85H81V87H83ZM86 84V83H85ZM105 84V83H104ZM115 84L117 85V83L115 82ZM119 84V83H118ZM246 84V83H245ZM32 86H33V83L31 84ZM31 85L29 86V88L31 89L32 87H31ZM39 85V84H38ZM52 85V84H51ZM64 85H62L61 87H63ZM90 85H92V84H90ZM95 85V84H94ZM94 85H92V87L94 86ZM111 85H112V83H111ZM115 85V86H116ZM120 85V84H119ZM263 86H264V84H262ZM17 86V85H16ZM22 86H24V85H22ZM22 86H21V88H22ZM43 86H45L46 88H47V86L46 85H42V87ZM72 86H76V85H72ZM71 86V87H72ZM85 86H87L88 87V85H85ZM84 86V87H85ZM99 86V85H98ZM101 87H102V85H100ZM99 86V87H100ZM124 86V85H123ZM246 86H248L247 84H246ZM261 86V85H260ZM7 87H9V86H7ZM14 87V86H13ZM26 87V86H25ZM34 87V86H33ZM41 86H40V89H43ZM49 87V86H48ZM58 87H60L59 85H58ZM56 88V89H59V88ZM79 88H80V86H78ZM77 87V89H79ZM90 87V86H89ZM95 87H97V86H95ZM100 87V88H101ZM106 86H104V89H106L105 88ZM108 88L110 87V86H107ZM113 87V86H112ZM111 87V88H112ZM249 87V86H248ZM247 87V89H248V92H249V89L250 88H253V87H249L248 88ZM6 88V87H5ZM4 87H2L1 86V83H0V93H2L3 92V90L5 89ZM27 88V87H26ZM25 88V89H26ZM29 88H27L28 90H29ZM35 88V87H34ZM63 88H66L65 86L63 87ZM67 88H69V87H67ZM66 88V89H67ZM100 88H97L98 90L100 89ZM239 88V87H238ZM244 88H246L245 86L243 87V88H241V89H244ZM264 88V87H263ZM14 89V88H13ZM24 89V88H23ZM33 89V88H32ZM37 89H38V87H37ZM50 89H52V88H50ZM55 89V90H56ZM62 89V88H61ZM61 89H59V90H61ZM73 89V88H72ZM90 89V88H89ZM96 89V90H97ZM103 89V90H104ZM110 89V88H109ZM214 89V91H216L215 90V88H213ZM217 90H219V88H216ZM240 89V91H239V93L241 92H243L244 90H241ZM6 90V89H5ZM4 90V91H5ZM21 90V89H20ZM35 90H36V88H35ZM54 90V89H53ZM74 90H75V88H74ZM84 90V89H83ZM86 90V89H85ZM92 90V89H91ZM95 90V91H96ZM102 90V89H101ZM100 90V91H101ZM103 90H102V92H103ZM108 90V89H107ZM237 90V89H236ZM239 90V89H238ZM250 90H252V89H250ZM261 90V89H260ZM260 90H258L259 91V93H261L260 92ZM6 91H8V90H6ZM9 91H10V89H9ZM8 91V92H9ZM13 91H15V89L13 90ZM26 91V90H25ZM31 91V90H30ZM33 91V90H32ZM38 91V90H37ZM39 91H41V90H39ZM45 91V90H44ZM58 91V90H57ZM56 91V92H57ZM64 91V90H63ZM69 91H71L70 92V94L72 93V90H70V88H69ZM68 91V92H69ZM77 93H79L78 92V90H75ZM80 92L82 91V90H79ZM87 91V90H86ZM86 91H85V94H86ZM89 91V90H88ZM87 91V92H88ZM94 91V90H93ZM93 91H91V92H93ZM100 91H98V92H100ZM245 91H247V90H245ZM258 91H256V92H258ZM264 91V89L262 90V92ZM29 92V91H28ZM53 92V91H52ZM51 92V93H52ZM55 92V93H56ZM59 92V91H58ZM61 92V91H60ZM67 92V91H66ZM66 92L64 91V93H65V95L64 96H66L67 94H66ZM67 92V93H68ZM76 92H74L73 91V93L74 94H76L77 95V93ZM90 92V93H91ZM237 92V91H236ZM248 92H245V93H248ZM254 92V91H253ZM256 92H254V93H256ZM10 94L12 93V91L11 92H9ZM16 93V92H15ZM18 93V92H17ZM16 93V94H17ZM20 93V92H19ZM21 93H22V91H21ZM30 93V92H29ZM32 93V92H31ZM31 93H30V95H31ZM33 93H34V91H33ZM36 93H38V92H36ZM40 93H42V92H40ZM43 93H45V92H43ZM49 93V92H48ZM47 93V94H48ZM62 93V92H61ZM97 93V92H96ZM105 93V92H104ZM216 93V92H215ZM240 93V94H241ZM259 93H257V94H259ZM28 94V93H27ZM26 94V95H27ZM39 94V93H38ZM38 94H36V95H38ZM74 94H72V95H74ZM81 94V93H80ZM89 94V93H88ZM88 94H86L85 96L87 97V95ZM106 94V93H105ZM243 94H244V92H243ZM242 94V95H243ZM252 94V93H251ZM250 94V95H251ZM7 95H8V93H7ZM6 95V96H7ZM19 95V94H18ZM22 95V94H21ZM24 95H25V93H24ZM23 95V96H24ZM41 95V94H40ZM54 95V94H53ZM56 95V94H55ZM71 95V96H72ZM248 95V94H247ZM261 95V94H260ZM5 95H4V97H6ZM13 96L14 95H12V98H13ZM35 96V95H34ZM45 96H46V94H45ZM57 96V95H56ZM78 96H80V95H78ZM83 96V95H82ZM89 96H90V94H89ZM214 95H212V97H213ZM241 96V95H240ZM252 96V95H251ZM4 97H3V99H4ZM19 97V96H18ZM41 97V96H40ZM43 97V96H42ZM63 97V96H62ZM75 97H77V96H75ZM75 97H73L74 98V100H75ZM247 97H249V96H247ZM6 98H8V97H6ZM9 98H11V96L9 97ZM17 98V97H16ZM23 98H25V97H23ZM33 98V97H32ZM49 98V97H48ZM48 98H46L45 97V99H48ZM54 98V97H53ZM58 98V97H57ZM14 101H19V98L18 99H15V96H14ZM33 99H35V98H33ZM63 100V98H60L59 97V100ZM72 99V98H71ZM79 99V98H78ZM77 99V100H78ZM0 100H1V98H0ZM9 101H11V99H8ZM30 100V99H29ZM32 100V99H31ZM39 100V99H38ZM54 100V99H53ZM73 100V99H72ZM13 101V102H14ZM24 101V100H23ZM36 101H37V99H36ZM41 101H42V99H41ZM50 101V100H49ZM56 101V100H55ZM66 101H67V99H66ZM71 101V100H70ZM69 101V103L71 104V102ZM76 101V100H75ZM74 101V102H75ZM81 101V100H80ZM2 102V101H1ZM1 102H0V104H1ZM3 102H5V101H3ZM22 102V101H21ZM26 102H27V100H26ZM30 102V101H29ZM28 102V103H29ZM32 102V101H31ZM45 102H47V101H45ZM52 102V101H51ZM51 102H50V104H51ZM54 102V101H53ZM65 101H63L62 103H64ZM73 102V101H72ZM77 102V101H76ZM6 103V102H5ZM16 103V102H15ZM18 103V102H17ZM24 103V102H23ZM42 103V102H41ZM56 104L57 103H60V101H56L55 102ZM68 103V104H69ZM227 103V102H226ZM4 104V103H3ZM11 105L13 104V103H10ZM21 104V103H20ZM26 104V103H25ZM25 104H23V106L25 105ZM31 104H33V103H31ZM37 104V105H36ZM34 106H36V108H37V106H41V105H39L38 104V102L36 103ZM47 104V103H46ZM55 104V105H56ZM67 104V105H68ZM69 104V105H70ZM81 104V106L83 105L82 104V102L80 103ZM217 104H219V105H214V109H216V110H214V111H212V109H211V111L212 112H209L210 111V109H209V111H205L204 113L202 112H197V113H199L198 115H197V113L196 112H193V113H190V114H196L194 117H191L192 115H190V114H188V115H190V117L189 118H186L187 116V114H184V116H185V118H183L184 116H183V114H179V115H181V116H183V117H179V119H180V122H178V121H175V122H177L176 124H170V125H168V126H164L165 124H163V128L161 127V125H162V123L161 124H149V125H142L141 127L139 126V128H136L137 127V125H136V129L134 128V125L132 126L134 129H132V127H131V129H130V127H127V129H124V128H126V127H123V128H121V129H115L114 130V128H112V130L111 129H106V127L105 126H103V128L105 127V129L106 130H102V131H100L101 129H100V127H99V129H95L94 131H92L93 129H91V131H90V128H89V126H86V127H88L89 129H88V132L87 131H85V126H83L85 129H83L85 132L84 133H79V134H75L74 132V134L72 135L71 134V132H69V131H67V129L66 128H64L66 131H65V133L63 132V133H57L56 131H55V133H52V132H50V130L51 129H53V127H51V125H49V128L51 127V129H49V133L47 134L48 135V137H50L51 139H52V141L54 140V142H52V141H50V138H48L46 135V138H48V140L46 139V138H44L43 139V137H42V140H44L45 141V139H46V142H47V147L46 148H48L49 149V151L48 150H44L45 151V153L44 152H41V151H39V152H37L38 150H37V148H34V147H32V148H30L31 150L34 148V149H36L37 151H36V153L34 154H30V155H28V156H25L24 155V153H20V152H16V153H14V158H15V160H16V165L13 167V168H10V169H8L7 171H5V172H3V173H1L0 174V194L2 193V192H4V191H6V190H8V189H15V190H17V191H26L25 193H23L22 194V196L18 199H15V198H13V197H11V196H8V194H6V195H1L0 196V233H8L10 230H13V229H18L20 232H22V233H25L27 236H29V238L31 239V241H29V245H28V247H27V249L25 250V252H24V254H23V260H24V264H40L39 263V261L41 260V259H46V260H48L49 259V261L52 263V264H56V263H53L54 262V260L53 261H51L52 259L51 258H53V259H56V257H57V259H59L58 257H62L63 255H65V256H63V258L64 259H67V257H68V254H67V248H68V252H69V255H70V257H71V253H73V256L71 257V258H76L79 262H80V264H82V262H83V260H84V263L83 264H85L86 263V261L88 262V264L89 263H91V264H96V263H104V264H146V263H144L145 262V260L147 261H149L150 260V258H152V259H154L155 258V262L157 263V261L156 260H160V257L162 256V255H165V256H167L168 257V253H170V252H168L167 251V249H168V247H166L165 249H166V252L164 251L163 252V250H165L164 248H163V250H162V248L158 245V244H160L161 243V240H163L164 239V237H160L161 238V240H160V242H159V240H158V242H157V245H158V249H160L161 248V251H157L156 249H151L150 247V245H151V243H152V245H153V243L154 244H156L155 243V240L153 241V242H151L150 244H149V246H148V243H149V241H150V237H149V235H148V237H147V235L146 234H144V233H146L147 231L149 232V230H147V228H146V232H144L143 234L144 235H146V236H143V234L141 233V234H139V235H131V236H129V232L130 231H132L133 232V230H128V231H126V234H124L123 232H121V231H119V229H118V225H119V227L120 226H123V225H120L121 223H124L123 221V219H122V217H124V216H126V213H129V212H127V210L129 211L130 209L132 210V208L135 206V205H137V204H135V205H133V203L134 202H136L137 200H138V198H140V197H142V196H144L145 197V194L146 193H144L143 192V190H144V188H142L143 187V184H144V182L146 183V184H148L147 182H149L150 181V177L151 178H153L154 176L153 175H158L159 173V171H162L161 169H157V174H153V172L154 171H156V167L157 166H159L160 164L162 165V164H164V163H166L164 160L162 161V159H164L165 158V156L167 157V158H165V159H168V158H170L171 156H169L168 157V155L170 154V155H174L175 153L174 152H176V154H177V152L178 151H182V150H186L187 148H189V146L190 145H192V144H195V143H200V145H204V144H202V143H204L205 142V145H206V140H211V138L212 139H215V138H217L218 139V137H223V135H224V133H223V135L222 136H220V134L222 133H218L219 131H217V130H219V129H221L220 131H223V128H224V130H225V128L227 127L228 128V126H229V129H226L225 131H227L228 132V130H230V127L232 126L230 123H228V122H239V124H241L242 125V127L240 128L239 126H241V125H239V126H237L236 125V123H235V125L236 126H234V127H236V128H234V130H233V126L231 127L232 129L230 130L231 132H229V133H232V135H234V134H236V132H239V134H240V132H241V130L240 131H237L238 130V127L240 128V129H244L245 127H246V129L248 128L247 126L248 125H254V124H256V123H258V122H264V111H262V110H260V111H245V110H234V109H237V107H235L234 108V106H233V108H232V110L233 111H231V108H229L230 107V105H229V109H230V111H229V109L228 110H226V108L225 109H223V107L224 106H226V104L222 107V109L220 108V107H218V106H221V105H223L224 104V102L222 103V104H220V103H217ZM230 104V103H229ZM6 105H8V103L6 104ZM11 105H8V106H11ZM22 105V104H21ZM20 105V106H21ZM30 105V104H29ZM64 105V104H63ZM68 105V106H69ZM72 105H75V104H72ZM71 105V106H72ZM78 105H79V102H78ZM90 105V104H89ZM243 105V104H242ZM4 106V105H3ZM7 106V107H8ZM15 106V105H14ZM14 106H11L12 108L14 107ZM18 106V105H17ZM20 106H19V108H20ZM23 106H22V110H24L23 109ZM27 106V105H26ZM43 106H44V104H43ZM91 106V105H90ZM216 106V107H215ZM5 107V106H4ZM4 107L2 108L3 110H4ZM32 107V106H31ZM48 107V105L45 107V108H47ZM59 108L58 109H60V110H62L61 109V107L60 106H58ZM73 107V109H74V106H72ZM71 107V108H72ZM239 107H242L241 105H239ZM239 107H238V109H239ZM243 107H245L244 105H243ZM249 107V106H248ZM18 108V107H17ZM26 108V107H25ZM34 108V107H33ZM32 108V109H33ZM50 107H48V109H49ZM54 108V107H53ZM63 108V110H62V112H65V108H64V106L62 107ZM69 107H67V109H68ZM75 108H77V107H75ZM217 108H219L218 110H217ZM1 109V108H0ZM31 109V108H30ZM40 110H41V108H39ZM44 109V108H43ZM42 109V110H43ZM57 109V110H58ZM72 109V110H73ZM79 109V108H78ZM2 110V111H3ZM6 110V109H5ZM4 110V111H5ZM7 110H8V108H7ZM37 110V109H36ZM36 110H34L33 109V111H36ZM57 110H55V111H57ZM69 110H70V108H69ZM75 110H77V109H74L73 111H75ZM28 111H29V109H28ZM32 111V110H31ZM46 111V115L48 116L49 114H47L48 112V110H45ZM52 111H54V109L52 110ZM71 111V110H70ZM73 111H72V113H73ZM9 112V111H8ZM15 112V111H14ZM18 112V111H17ZM20 112H21V110H20ZM20 112H18V113H20ZM26 112V111H25ZM58 112V111H57ZM68 112V111H67ZM3 113V112H2ZM5 113V112H4ZM3 113V114H4ZM16 113V112H15ZM15 113H14V116H13V118L15 117ZM17 113V114H18ZM27 113V112H26ZM25 113V114H26ZM35 113V112H34ZM34 113H30V114H34ZM38 113V112H37ZM40 113V112H39ZM41 113H42V111H41ZM44 113V112H43ZM52 114H53V112H51ZM2 114V115H3ZM6 114V113H5ZM10 114V113H9ZM12 115H13V113H11ZM23 114V113H22ZM24 114V116L27 118V116L26 115H28V113L25 115ZM36 114V113H35ZM51 114V115H52ZM64 114V113H63ZM67 114V113H66ZM68 114H69V112H68ZM71 114V113H70ZM73 114H75V113H73ZM19 115V114H18ZM36 115H38V114H36ZM55 116H56V113L54 114ZM82 115V114H81ZM86 115V114H85ZM84 115V116H85ZM9 116H11V115H9ZM8 116V117H9ZM17 116V115H16ZM34 116V115H33ZM39 116V115H38ZM37 116V117H38ZM44 116V115H43ZM61 116H62V114H61ZM71 116H72V114H71ZM70 116V117H71ZM84 116H82V118H85ZM175 116V115H174ZM21 117V116H20ZM22 117H23V115H22ZM36 117V118H37ZM45 117V116H44ZM43 117V118H44ZM50 117V116H49ZM57 117V119H58V116H56ZM59 117H60V114H59ZM81 117V116H80ZM151 117V116H150ZM4 118V117H3ZM2 118V119H3ZM6 118V117H5ZM12 118V117H11ZM10 118V119H11ZM18 118V117H17ZM31 118H33V117H31ZM34 118H35V116H34ZM47 119H48V117H46ZM45 118V119H46ZM52 118H54L53 117V115H52ZM62 118V117H61ZM68 118V117H67ZM79 118V117H78ZM82 118H79V119H81L82 120ZM6 119H8V118H6ZM9 119V120H10ZM22 119V118H21ZM20 119V120H21ZM23 119H24V117H23ZM28 119L29 118H27V121H28ZM41 119H42V117H41ZM50 119H51V117H50ZM56 118H54L53 120V122H55L56 120H55ZM66 119V118H65ZM64 119V117H63V119H62V121L63 120H65ZM91 119V118H90ZM145 119H147V118H145ZM177 119V118H176ZM175 119V120H176ZM17 120H19V119H17ZM33 119H31V121H32ZM43 120V119H42ZM58 120H60V119H58ZM57 120V121H58ZM72 120V119H71ZM75 122L76 121H78V119L77 120H75V119H73ZM84 120V119H83ZM85 122H87L88 123V121H87V119L85 118ZM98 120H100V122H102L101 121V119H98ZM150 120V119H149ZM0 121H2V120H0ZM4 121V120H3ZM16 121V120H15ZM24 121H26V120H24ZM30 121V120H29ZM45 121V120H44ZM92 121H93V119H92ZM94 121H95V119H94ZM93 121V122H94ZM97 121V120H96ZM103 121H106V120H103ZM5 122V121H4ZM4 122H2V123H4ZM8 122V121H7ZM7 122H6V124H7ZM11 122V121H10ZM12 122H14V120H12ZM19 122V121H18ZM20 122H22V121H20ZM51 122V121H50ZM60 122V121H59ZM68 122V121H67ZM71 122H73V121H71ZM70 122V123H71ZM82 122V121H81ZM85 122H83V123H85ZM106 122H108V121H106ZM166 122V121H165ZM1 123V122H0ZM16 123V122H15ZM14 123V124H15ZM57 122H55L54 124H56ZM70 123L69 124H67V125H64V126H68L69 127V125H70ZM83 123H81L80 125H82ZM98 123V121L96 122V124ZM11 124V123H10ZM13 124V123H12ZM23 123H21L20 125H22ZM26 124H28V122L26 123ZM26 124H23L22 126L23 127H26L27 125ZM58 124V123H57ZM60 124V123H59ZM91 124H92V122H91ZM91 124H90V126H91ZM105 124V123H104ZM111 124V123H110ZM228 124H230V125H228ZM4 125V124H3ZM18 125H19V123H18ZM19 125V126H20ZM46 124H44V126H45ZM79 125V126H80ZM85 125V124H84ZM89 125V124H88ZM93 125V124H92ZM106 125H109V124H107L106 123ZM112 125V124H111ZM245 127H244V126ZM13 127H14V125H12ZM18 126V127H19ZM62 126H63V124H62ZM61 126V124H60V128L62 127ZM77 126V125H76ZM75 126V127H76ZM95 126V125H94ZM96 126H98V124L96 125ZM95 126V128H98V127H96ZM3 127V126H2ZM1 126H0V128H2ZM10 127V126H9ZM9 127L7 128L6 127V129H9ZM12 127V128H13ZM47 127H48V125H47ZM46 127V128H47ZM57 127V126H56ZM57 128L58 130H60V128ZM71 127V126H70ZM102 127V126H101ZM110 127V126H109ZM112 127V126H111ZM110 127V128H111ZM12 128H10V129H12ZM15 128V127H14ZM16 128H17V126H16ZM15 128V129H16ZM20 128V127H19ZM19 128H17V131H19V130H21V129H19ZM22 128V127H21ZM43 128V127H42ZM63 128V127H62ZM77 128V127H76ZM75 128V129H76ZM91 128H94V127H92L91 126ZM102 128V129H103ZM5 129V130H6ZM10 129H9V131H10ZM15 129H13V135H10V136H14V133H16V132H14V130ZM235 129H237L236 131H235ZM250 129V128H249ZM2 130V129H1ZM0 130V131H1ZM4 130V131H5ZM43 130V132H44V128L42 129ZM55 130V129H54ZM68 130H69V128H68ZM80 130H81V128H80ZM79 130V131H80ZM87 130V129H86ZM245 130V129H244ZM243 130V131H244ZM3 131V130H2ZM16 131V130H15ZM47 131V130H46ZM52 131V130H51ZM62 131H63V129H62ZM74 131V130H73ZM225 131H223V132H225ZM234 132V134H233V132ZM242 131V132H243ZM246 131V130H245ZM8 132V131H7ZM70 133L69 135H66V133ZM76 132H77V130H76ZM80 132H82V131H80ZM138 133L136 136H135V134L136 133ZM141 132H143V133H141ZM214 132H215V134H217V135H215L214 136ZM217 132V133H216ZM227 132H225V134L227 133ZM248 133H249V131H247ZM10 133H11V131H10ZM18 133V132H17ZM16 133V134H17ZM35 133V132H34ZM47 133V132H46ZM50 133H52V134H50ZM67 133V134H68ZM135 133V134H134ZM143 134V135H139V134ZM4 134H5V132H4ZM8 134V133H7ZM41 134V133H40ZM45 134V133H44ZM44 134H42V135H44ZM134 136H133V135ZM159 134H161V135H159ZM213 134V135H212ZM219 134V135H218ZM246 134V133H245ZM50 135V136H49ZM143 136V137H141V139L143 138L144 139V137L146 136H156V135H158V138H154V139H151V140H143V142L141 141L140 143H137L138 141V139H140V138H138L139 136ZM226 135H228V133L226 134ZM231 135V134H230ZM231 135V136H232ZM238 134H236V136H237ZM250 135V134H249ZM8 137H10L9 135H7ZM39 136V135H38ZM37 136V137H38ZM130 136L132 137H136V139H133V137L132 138H130ZM225 136V135H224ZM240 136V135H239ZM239 136L237 137V139L239 138ZM242 136V135H241ZM246 136V135H245ZM253 136V135H252ZM4 137V136H3ZM7 137V138H8ZM233 137V136H232ZM232 137H231V139H232ZM5 138V137H4ZM148 138V137H147ZM210 138V139H209ZM219 138V140H221ZM224 138V137H223ZM222 138V139H223ZM228 138V137H227ZM234 138V137H233ZM247 138V137H246ZM245 138V139H246ZM249 138V137H248ZM253 138V137H252ZM258 138V137H257ZM9 139V138H8ZM11 139V138H10ZM140 139V140H141ZM217 139H215V140H217ZM229 139H230V136H229ZM236 139V140H237ZM242 139H243V137H242ZM241 139V140H242ZM251 139V138H250ZM259 139V138H258ZM15 140V139H14ZM14 140H11V141H13L14 142ZM139 140V141H140ZM226 140H228V139H226ZM253 140V139H252ZM251 140V141H252ZM255 140V139H254ZM257 140V139H256ZM255 140V141H256ZM10 142V140H7V142ZM35 141V140H34ZM41 141V140H40ZM44 141H42V142H44ZM50 141V142H49ZM213 141V140H212ZM224 141V140H223ZM223 141L221 140V142L223 143ZM258 141V140H257ZM264 141V140H263ZM38 142V141H37ZM45 142V143H46ZM216 142V141H215ZM226 142V141H225ZM239 142V141H238ZM242 142H244V140H242ZM246 142H247V140H246ZM245 142V143H246ZM11 144H12V142H10ZM36 142H34V146L36 147V144H35ZM211 143V142H210ZM209 143V144H210ZM218 143V142H217ZM227 143H228V141H227ZM231 143V142H230ZM235 143V142H234ZM241 143V142H240ZM248 143H249V141H248ZM247 143V144H248ZM264 143V142H263ZM15 144V143H14ZM18 144V143H17ZM17 144H15V145H17ZM39 144H42V143H40L39 142ZM44 144V143H43ZM214 144V143H213ZM226 144V143H225ZM233 144V143H232ZM254 144V143H253ZM13 145V144H12ZM133 145H134V147H136V148H132L133 147ZM215 146L217 145L216 143L214 144ZM218 145H220L219 143H218ZM229 145V144H228ZM235 145V144H234ZM234 145H232V147L234 146ZM239 145V144H238ZM244 145H246V144H244ZM243 145V146H244ZM249 145V144H248ZM14 146V145H13ZM32 146V145H31ZM38 146V145H37ZM40 146V145H39ZM208 145H206L205 147H207ZM212 146V145H211ZM222 146H225L224 145V143H223V145ZM231 146V145H230ZM259 146V145H258ZM263 146H264V144H263ZM263 146H262V148H263ZM15 147V146H14ZM226 147H227V145H226ZM241 147V145L238 147V148H240ZM245 147V146H244ZM252 147H254V146H252ZM12 148V147H11ZM10 148V149H11ZM18 148H20V147H18ZM18 148H17V150H18ZM39 148V147H38ZM45 148V149H46ZM211 148V147H210ZM213 148V147H212ZM215 148V147H214ZM228 148V147H227ZM227 148H225V149H227ZM231 147H229L228 149H230ZM250 148H251V145H250ZM250 148H247V149H250ZM33 149V150H34ZM208 149V148H207ZM206 149V150H207ZM224 149V150H225ZM233 149V148H232ZM237 149V148H236ZM241 149H243V148H241ZM253 149V148H252ZM14 150H15V148H14ZM21 150V149H20ZM42 150V149H41ZM212 150V149H211ZM210 150V151H211ZM214 150V149H213ZM215 150H217V148L215 149ZM214 150V151H215ZM219 151H220V149H218ZM222 150V149H221ZM233 150H235V149H233ZM237 150H239V149H237ZM260 148L257 150L258 152L256 153V154H258L260 151ZM262 150V149H261ZM264 150V149H263ZM19 151V150H18ZM208 151V150H207ZM229 151V150H228ZM232 151V150H231ZM241 151V150H240ZM245 150H243V152H244ZM247 151V150H246ZM245 151V152H246ZM166 152H173V154L172 153H169V154H167ZM185 152V151H184ZM188 152V151H187ZM186 152V153H187ZM202 152V151H201ZM213 152V151H212ZM225 152H226V150H225ZM234 152V151H233ZM233 152H231V153H233ZM236 152V151H235ZM245 152H244V154H245ZM249 152V151H248ZM252 152V151H251ZM255 152V151H254ZM164 153V155H162ZM166 153V154H165ZM179 153V152H178ZM198 153H200V152H197V154ZM203 153H204V151H203ZM206 153V152H205ZM216 153H218V152H216ZM216 153H214V154H216ZM221 153H222V151H221ZM223 153H224V151H223ZM230 153V154H231ZM250 153V152H249ZM261 153V152H260ZM175 154V155H176ZM180 154V153H179ZM185 154V153H184ZM201 154V153H200ZM225 154V153H224ZM227 154V153H226ZM225 154V155H226ZM234 154V153H233ZM238 154V153H237ZM243 154V153H242ZM254 154V153H253ZM252 154V155H253ZM255 154V155H256ZM180 155H182V153L180 154ZM199 155V154H198ZM207 155V154H206ZM205 155V156H206ZM241 155V154H240ZM263 155V154H262ZM163 156V158H161ZM200 156V155H199ZM201 156H203V158H204V154L203 155H201ZM207 156H211L210 154L209 155H207ZM223 156V155H222ZM228 156V155H227ZM226 156V157H227ZM230 157L232 156V154L231 155H229ZM237 156V155H236ZM250 156V154L248 155V157ZM259 156V155H258ZM219 157V156H218ZM233 157H234V155H233ZM240 157V156H239ZM239 157H238V159H239ZM246 157H247V155H246ZM252 157V156H251ZM256 157V156H255ZM260 157V156H259ZM176 158V157H175ZM180 158V157H179ZM178 158V159H179ZM198 158H200V157H198ZM198 158H196L195 160H193V161H196V160H198ZM202 158V157H201ZM200 158V159H201ZM215 160V164H217V161H216V156L215 157H213ZM220 158H222V157H220ZM228 158V157H227ZM226 158V159H227ZM171 159V158H170ZM173 160H175L174 159V157L172 158ZM186 161L187 160H189V159H186V158H184ZM183 159V160H184ZM208 159H210L211 160V158H208ZM208 159L206 160V157H205V159H204V161L206 160L207 162H208V164H207V162H204V163H201L200 162V160H199V162L201 163H199L198 161L197 162H192L193 163V165L195 164V163H199L200 164V167H198L195 171L197 172V175H196V177L193 175V173L195 172H193V170H192V175L195 177V179L194 178H192V176L190 175H188V172L186 173V172H184V173H182V170H180L181 171V173H182V175L180 176V174L177 176L176 174V176H171L170 174H168L167 175V173L165 174V173H163L162 172V174L163 175H167V176H169L170 175V177H171V179H165L166 177H163V178H160V179H165L163 182H162V180H161V183H160V181H159V183L161 184V186L164 188L163 190H164V193H165V195H163V196H165V197H167V198H169L168 200H170V199H173V198H180L181 199V197L179 196V197H177L178 196V192L177 191H181V189H184V188H182V187H179V185H183V184H185V185H187L186 183H190L191 185H192V187L194 188V193H195V196L196 197H198V198H200V195L199 194H203L204 193V191L207 189L206 187H208L209 185H206L205 186V184H208V183H206V178L208 177V179H210V177L212 178V175L215 177V180L216 181H219L220 183H221V185L218 183V182H216V181H214V182H216V185L217 184H219L220 186H222L223 185V188H224V193H222L223 194V196H221V197H224V199L225 200H220V201H222L221 203H224L225 201H226V204L224 203V206L222 207V212L224 213V215H223V213H222V216H224V217H222L221 216V214L219 213L220 211V209H219V206H221L220 204H218V202H217V204L219 205L218 206V211H217V209H216V211L217 212H215V211H213V212H215V213H219V214H217L218 215V217L219 218H222V219H224V223L223 222H218V218H217V216H216V223L218 224L217 226L219 227L220 225L219 224H221V226H222V223H223V226L225 225V223H227V222H229L230 221V219H231V221H232V219H235L236 217V214H239V210L238 209H235V207L233 208V204H234V202L235 203H237L236 202V200L239 202V196H240V198L242 197V199H244V198H246V200H247V198H249V195L251 194L250 192H252V196H256L257 194H256V192L257 191H259L258 192V194H260L261 192L260 191H262V193L261 194H264V167H262L263 169L261 170V168H256V169H252V170H257V169H259L258 171H256L255 173H256V175L255 174H253L252 176H251V173L253 172H251L250 174L246 171V175L244 176L245 177V179H244V177H242V179L244 180V181H241V182H244L243 183V185L241 184V183H239V178L241 179V174L239 175L238 173H236L235 175H237V176H240V177H238V178H235V176L233 177L232 175V173L234 172L235 173V171H234V169H233V172L231 173V171H229V170H227L229 167H231L230 165L228 166V165H226V166H228L227 167V169H224L223 168V170L221 169V168H219V170H215V169H217V167H214V169L212 168V165H214V164H212L211 163V165H210V162L208 161ZM223 159H224V161L223 160H221L220 162H224L225 163V157H223ZM231 159H233V158H231ZM235 159H237V158H235ZM241 159V158H240ZM250 159H252V158H250L249 157V159L248 160H250ZM253 159H254V157H253ZM185 160H184V163H185ZM202 160V159H201ZM229 160V159H228ZM227 160V161H228ZM255 161H256V159H254ZM254 160H252V161H254ZM261 160V159H260ZM177 161V160H176ZM175 161V162H176ZM191 161V160H190ZM213 161V160H212ZM219 161V160H218ZM230 161V160H229ZM228 161V162H229ZM242 161H244L243 159H242ZM251 161V162H252ZM253 162V163H256V164H259V163H257V162ZM262 161V160H261ZM164 162V163H163ZM168 162H169V160H168ZM170 162H173V164H174V161H170ZM169 162V163H170ZM180 162H182V160H180L179 161V163ZM228 162L227 163H225V164H228ZM233 162V161H232ZM247 162V161H246ZM250 162V163H251ZM259 162V161H258ZM188 163H189V161H188ZM231 163V162H230ZM236 163V162H235ZM239 163L241 164V162L239 161ZM239 163H237V164H239ZM243 163V162H242ZM260 163H262V162H260ZM167 164V163H166ZM172 164V163H171ZM170 164V165H171ZM177 164V163H176ZM181 164V163H180ZM183 164V163H182ZM190 164H191V162H190ZM220 164V163H219ZM232 164V163H231ZM233 164H234V162H233ZM244 164V163H243ZM165 165V164H164ZM169 165V164H168ZM186 165V164H185ZM184 165V166H185ZM218 165V164H217ZM236 165V164H235ZM252 165V164H251ZM172 166V165H171ZM176 166V165H175ZM174 166V167H175ZM178 166V165H177ZM182 166V165H181ZM188 166L189 165H186V167H187V169H188ZM194 166H196L197 167V165L195 164ZM215 166V165H214ZM222 166H225V165H222ZM221 166V167H222ZM245 166H248V164L247 165H245ZM260 166H261V164H260ZM264 166V165H263ZM167 166L165 165L164 166V168H166ZM173 167V166H172ZM173 167V168H174ZM178 167H180V166H178ZM186 167H185V169H186ZM190 167V166H189ZM191 167H192V165H191ZM233 167V166H232ZM236 167H238L237 165H236ZM240 167V166H239ZM249 167V166H248ZM254 167V166H253ZM158 168V167H157ZM171 168V167H170ZM193 168H195V167H192V169ZM200 168V169H199ZM243 168H245L244 166H243ZM155 169V170H154ZM186 169V170H187ZM190 169V168H189ZM189 169H188V171H189ZM239 169V168H238ZM250 169H251V167H250ZM166 170V169H165ZM174 170H176V169H174ZM178 170V169H177ZM230 170H231V168H230ZM245 170V169H244ZM248 170V169H247ZM164 171V170H163ZM167 171H168V168H167ZM166 171V172H167ZM170 171H172L171 169H170ZM179 171V172H180ZM238 172H240L239 170H237ZM243 171V170H242ZM251 171V170H250ZM195 172V173H196ZM243 172H245V171H243ZM247 173L249 174V176H251L252 178L253 177H256L255 179L253 178V179H251L252 180V182L250 181V180H248L249 179V176L247 175ZM254 173V172H253ZM151 174V175H150ZM153 174V175H152ZM190 174H191V170H190ZM160 175H161V173H160ZM160 175H158L159 177H160ZM174 175V174H173ZM207 176V177H206ZM248 178H247V177ZM173 177V178H172ZM205 177V178H204ZM213 177V178H214ZM154 178H156V176L154 177ZM168 178V177H167ZM246 178H247V180H246ZM159 179V180H160ZM204 179V180H203ZM206 179V180H205ZM236 179V180H235ZM157 180V179H156ZM212 180V179H211ZM210 180V181H211ZM255 181V183H254V181ZM153 181V180H152ZM151 181V182H152ZM209 180H207V182H208ZM209 181V183H212L213 181H211L210 182ZM154 183H150L149 182V185L148 186H150L151 185V191L152 192H157L158 194H159V196L161 195V193H163L162 191L160 192V189H157V185H158V181L156 182V181H153ZM165 182V183H164ZM143 183V184H142ZM162 183H164V185L165 186H163V184ZM251 183H252V185H253V183H254V188L255 189H257V191L255 192H253V190H254V188H253V190H250L249 191V188H250V185H251ZM214 184V183H213ZM240 184V185H239ZM145 185V184H144ZM211 185V184H210ZM219 185H218V187H219ZM242 185V186H241ZM252 185H251V188H252ZM147 186V187H148ZM187 186H189V185H187ZM204 186V187H203ZM214 186V185H213ZM239 186H241V187H239ZM146 187V188H147ZM159 187H160V185H159ZM162 187H160V188H162ZM199 187L201 188H203V190H202V188L200 189L201 191H200V193H199ZM210 187H212V185L210 186ZM210 187L207 189V190H209L210 189ZM150 188V187H149ZM148 188V189H149ZM187 188H189V187H187ZM186 188V189H187ZM191 188V187H190ZM193 188H191V189H193ZM214 188V187H213ZM212 188V189H213ZM250 188V189H251ZM147 189V190H148ZM205 189V190H204ZM219 189V188H218ZM217 188L215 189V191L216 190H218ZM146 189L144 190L145 192L147 191ZM149 191V190H148ZM148 191H147V193H148ZM209 191H211V190H209ZM150 192V191H149ZM184 194H185V192L188 194L189 193V191H185V189H184ZM212 192H213V190H212ZM220 192V189H219V191H218V193ZM157 193H155V194H157ZM163 193V194H164ZM180 193H181V196H182V199H181V201L183 200V196H185L186 197V195H184L183 193H182V191L181 192H179V195H180ZM192 193H193V191H192ZM210 193V195L208 194V196L210 197L212 194L214 195V193H212L211 194V192H209ZM217 193V191L215 192V194ZM217 193V194H218ZM221 193V192H220ZM219 193V194H220ZM150 194V193H149ZM154 194V193H153ZM154 194V195H155ZM158 194L156 195V196H158ZM176 194H177V196H176ZM183 194V195H182ZM204 194H206V191H205V193ZM255 194V195H254ZM188 195H190V193L188 194ZM194 195V194H193ZM150 196L152 197V194H150ZM206 196H207V194H206ZM215 196V195H214ZM219 196V195H218ZM258 196V195H257ZM256 196V197H257ZM146 197H147V195H146ZM151 197H150V199H151ZM165 197H163V198H165ZM188 197V196H187ZM186 197V198H187ZM189 197H191V196H189ZM188 197V198H189ZM196 197H194L195 199H197ZM204 197V196H203ZM209 197H207V198H209ZM260 197V198H259ZM162 198V199H163ZM187 198V199H188ZM193 198V199H194ZM206 198V197H205ZM206 198V199H207ZM220 198V197H219ZM250 198H251V195H250ZM258 198H259V200L262 198L261 196H258ZM142 199V198H141ZM148 198H146V200H147ZM155 199H156V197H155ZM161 199V198H160ZM190 199V198H189ZM189 199H188V201H189ZM193 199H190V200H193ZM201 199V198H200ZM199 199V200H200ZM211 199V198H210ZM213 199V198H212ZM216 199H218V198H216ZM215 198H214V200H216ZM223 199V198H222ZM253 199V198H252ZM255 199H257V198H255ZM263 199V198H262ZM127 200V202H128V207H130V209L129 208H127V203H125L124 204V202ZM129 200V201H128ZM130 200H132V207L131 206H129L130 204H129V202H130ZM140 200V199H139ZM138 200V201H139ZM165 200V199H164ZM178 201H180L179 199H177ZM184 200H185V198H184ZM198 200V199H197ZM198 200V201H199ZM202 200V199H201ZM200 200V201H201ZM205 200V199H204ZM209 200V199H208ZM249 200V199H248ZM247 200V201H248ZM254 200V199H253ZM258 200V199H257ZM257 200H255V202L257 201ZM259 200H258V202H259ZM141 201V200H140ZM139 201V202H140ZM144 201H145V199H144ZM148 201V200H147ZM170 201H172V200H170ZM178 201H174L173 200V202L172 203H170V206H172L171 204H173L175 207L173 208V207H171V209H170V206H169V204H166V203H164V204H166L165 205V207H164V205H163V208H161L162 207V205L160 204V203H157V206L160 204L161 206H159V207H157V208H155L154 206H156V205H154L153 206V209L154 210H152V211H150L151 209H150V207H149V201H148V206H143V207H149V209L148 208H146V211L148 212V214H152L153 213V211H156V212H159V213H157L158 215L159 214H164L165 212L166 213H168L169 211H177L176 213H178L179 215H180V213L178 212V211H184L185 212V210H187V208L185 207V206H182L181 208H183V207H185V210H183V209H181V208H179L178 206L180 205V203L178 202ZM197 201V202H198ZM209 201H212V200H209ZM219 201V202H220ZM224 201V202H223ZM241 201V200H240ZM243 201V200H242ZM244 201H245V199H244ZM261 201V200H260ZM138 202V203H139ZM146 202V201H145ZM154 202V201H153ZM163 202V201H162ZM182 202H184V201H182ZM187 202V201H186ZM193 203L195 202V200L194 201H192ZM203 202L204 201H202V202H198L199 204L201 203L202 204V206H204L203 205ZM212 202H214V201H212ZM254 201H252L250 204H252ZM262 202V201H261ZM260 202V203H261ZM142 203H143V201H142ZM147 203V202H146ZM155 203V204H156ZM190 203H191V201H190ZM192 203V204H193ZM196 203V202H195ZM194 203V204H195ZM210 203V202H209ZM208 203V204H209ZM248 203V202H247ZM140 205H142L141 203H139ZM145 204V203H144ZM143 204V205H144ZM151 204H153V203H151ZM183 205H186V204H184V203H182ZM189 204V203H188ZM188 204H187V206H188ZM194 204H193V206H191L190 208H189V210L192 212H188L189 213V215L188 216H186V215H184V216H186L185 218H187L186 220H187V222H186V220H185V218L183 219V221L184 222H186L187 224H179L178 223V225H176V226H181V225H185L184 227H187L188 225H191V226H189L190 228H189V230H188V228H187V230L188 231H185V229L186 228H184L183 226V232H181L179 229H181V228H178V227H176L175 226V224H177V223H174V222H172L173 220L171 219V218H173V216H176V215H173L172 216V214L174 213V212H172V214H170V213H168V214H170L172 217L171 218H168V223L167 224H169V222L171 223H173L174 224V226L173 225H167V226H170L169 228L168 227H166V228H168L169 230L166 232L165 231V233L166 234H164V235H171V236H173V237H171L170 239L172 240V238H174V237H176V238H174V239H176V240H178V242L180 243V244H184L183 242H187V243H189V242H192L193 241V243L194 244H196V246L194 247V244L192 245V243H190V245H192V246H190V247H194V248H192L191 250H186V249H188V248H186V249H182V250H180V252L182 251V253L184 252L183 250H185V253H179V255L180 254H182V255H184L185 254V256L186 257H188L189 259H190V261L191 260H193V258H195V260L193 261V263L192 264H194L195 262V264H229V263H235V262H237L236 261V259L235 258H238V257H240V255L238 256V255H236L237 254V252H239L240 251V249H239V247L241 246V247H243L242 245L243 244H241V242L242 243H244V241L247 243V241L246 240H244V239H248V238H250L251 236H250V234H249V236L250 237H246L245 238V236H242V237H244L243 239H242V237H241V234L243 235V233H244V231L242 232V233H240V231H242V229L244 228H242L241 226V230H238L240 227L237 225V224H239V222L237 223V221H239V220H235L236 221V225L239 227H233L232 229H234L235 228V230L234 231H236V229H237V231L236 232H234L233 233V230L232 231H229V232H231V234L230 233H228V234H230V235H232V233L234 234V235H232V237H231V239H229L230 238V235H227L225 232V234L228 236V240H230L229 242L225 239V238H227V236L225 237V238H223L221 235H219V237H218V235L216 236V234L214 235V237H215V239L218 237V239L220 240V236H221V239L223 238V239H225V241H227V242H225V241H223V240H221V241H223V246H221L220 245V243H219V241H217L216 242V240H215V242L216 243H218V244H215V242H213L214 241V238L213 237H211V236H213V234L212 233H210V232H217V229H215L214 231L212 230V229H214V227L216 228V224H215V220H213V219H215L214 218V215L213 214H209V215H213V218H212V220L214 221V223L212 222H210V220H211V218L210 217H208V215L206 216L205 214H203L202 215V212H200L199 210H198V208L200 209V207H195L194 206ZM200 204V205H201ZM205 204V203H204ZM207 204V205H208ZM212 204V203H211ZM214 204V203H213ZM213 204L212 205H210V206H213ZM238 204V203H237ZM244 204V203H243ZM258 204V203H257ZM122 205H124V206H126V208H127V210H126V208L124 207V206H122ZM198 205V204H197ZM206 205V206H207ZM236 205V204H235ZM240 205H241V203H240ZM245 205V204H244ZM247 205H249V204H247ZM263 205V204H262ZM139 208H141V206H139V205H137ZM152 206V205H151ZM202 206H201V209L200 210H202V211H204L205 209H206V206H204L205 207V209H203L202 208ZM217 206V205H216ZM237 206V205H236ZM250 206V205H249ZM256 206V205H255ZM260 206V205H259ZM264 206V205H263ZM123 207V209L122 210H120L121 208ZM137 207V209L139 210V208ZM215 207V206H214ZM243 207L244 206H242L241 208L243 209ZM246 207V208H245ZM245 210L247 209V206L245 205ZM253 207V204H252V206H251V208L250 209H253L252 208ZM152 208V207H151ZM237 208V207H236ZM238 208H240V206L238 207ZM260 208H262V206L260 207ZM126 210V212L125 211H123V210ZM133 209H135V211L137 210L136 208H133ZM148 209V210H147ZM209 209V211L210 210H212L213 209V207L210 209V208H208ZM224 209V210H223ZM232 209L234 210V211H232ZM241 209V210H242ZM249 209V208H248ZM247 209V210H248ZM263 209V208H262ZM120 210V211H119ZM141 210V209H140ZM236 210H238V211H236ZM244 210V209H243ZM244 210V211H245ZM256 210H258V209H256ZM261 210V209H260ZM260 210H259V212H260ZM115 211V213L116 214H121V212H123V213H125V215L123 214V215H121V217L119 216V218H121V219H119V222H121V223H119L118 221H116L117 219L115 218L116 216L113 214V212ZM117 211V212H116ZM119 211V212H118ZM199 211V212H198ZM233 213H232V212ZM238 212V213H236V212ZM250 210H248V212H249ZM130 212H132V211H130ZM134 212V211H133ZM137 212V211H136ZM152 212V213H151ZM156 212L155 213H153V214H156ZM213 212H211V213H213ZM234 212H235V216H231V215H233L234 214ZM242 212V211H241ZM240 212V213H241ZM251 212V211H250ZM252 212H254V211H252ZM261 212H263L262 210H261ZM260 212V213H261ZM182 213V212H181ZM193 214V215H191V214ZM204 213V212H203ZM214 213V214H215ZM232 213V214H231ZM244 213H246V212H244ZM255 213V212H254ZM134 214V213H133ZM132 214V215H133ZM147 214V215H148ZM152 214V215H153ZM250 214H252V213H250ZM257 214H259V213H257ZM263 214V213H262ZM129 215L130 216H132L130 213H129ZM152 215H151V217H152ZM179 215H177V217L176 218H173V219H176V221H177V218H179L180 216ZM240 215V214H239ZM15 216H20L21 217V219L19 220V221H15V220H13V217H15ZM115 216V217H114ZM136 216H138V214L136 215ZM162 216V215H161ZM165 216H166V214H165ZM168 216V215H167ZM179 216V217H178ZM184 216H181V217H184ZM242 216V215H241ZM240 216V217H241ZM252 216V215H251ZM259 217H260V215H258ZM264 216V215H263ZM127 217H128V214H127ZM139 218L138 219H140L141 217L140 216H138ZM150 217V216H149ZM164 217V216H163ZM169 217V216H168ZM232 217V218H231ZM235 217V218H234ZM243 217V216H242ZM244 217H245V215H244ZM246 217H248V215L246 216ZM245 217V218H246ZM254 217H257V215L256 216H254ZM254 217H253V219H254ZM135 218V217H134ZM165 218V217H164ZM167 218V217H166ZM249 218V217H248ZM258 218V217H257ZM126 219V218H125ZM132 219V218H131ZM137 219V217H136V220H138ZM142 219V218H141ZM151 218H149V220H150ZM182 218H180L178 221L179 222H181L180 220H181ZM221 219V220H222ZM238 219H240L239 217H238ZM242 219V221H243V218H241ZM247 219V218H246ZM250 219H252V218H250ZM260 219V218H259ZM259 219H258V221H259ZM121 220V221H120ZM133 220V219H132ZM135 220V219H134ZM135 220V221H136ZM156 220V219H155ZM158 220H160V219H157V221ZM163 220V219H162ZM165 220V219H164ZM169 220H171V221H169ZM220 219H219V221H221ZM245 220V219H244ZM139 221V220H138ZM151 221V220H150ZM152 221H154V219L152 220ZM175 221V220H174ZM175 221V222H176ZM182 221V222H183ZM206 221H209V223H211V225L208 223V222H206ZM229 222V224H231L232 225V223L233 222ZM251 221H253V220H251ZM140 222H141V220H140ZM142 222H144V220L142 221ZM154 222H156V221H154ZM163 222H166V220L165 221H163ZM181 222V223H182ZM203 222H205V224H206V226L207 227H212L211 228V230L208 232V228L206 229V231L208 232H203V234H201L202 233V228L204 229V228H206V227H204L205 225H203ZM260 222V221H259ZM137 223V222H136ZM171 223V224H172ZM202 223V224H201ZM208 223V224H207ZM255 223V222H254ZM139 225L141 224V223H138ZM137 224V231H140L141 232V230H140V226H142V225H138ZM144 225H145V223H143ZM147 224V223H146ZM152 224H153V222H152ZM158 224V223H157ZM156 224V225H157ZM165 224V223H164ZM164 224H163V227H164ZM203 225V227L201 228V225ZM215 224V225H214ZM228 223H227V225H225V227L227 226V228H228V225H229ZM234 224H235V222H234ZM247 224V226L249 225V227H250V225H251V228H252V226H254L253 225V223L252 224H249V222L248 223H246ZM245 224V225H246ZM144 225L142 226V227H144ZM155 225V224H154ZM153 225V226H154ZM161 225H162V223H161ZM231 225H229L230 226V228H231ZM245 225H243V226H245ZM134 226V225H133ZM136 226V225H135ZM160 226V225H159ZM214 226V227H213ZM233 226V225H232ZM260 226L261 225H259V227L257 226V228H260ZM140 227V228H139ZM145 227H146V225H145ZM145 227L143 228V230L142 231H145ZM151 227V226H150ZM149 227V228H150ZM156 227V226H155ZM163 227H161L160 226V228H163ZM217 227V228H218ZM261 227H263V226H261ZM121 228V227H120ZM123 228V227H122ZM159 228V227H158ZM165 228V227H164ZM177 228V229H176ZM209 228V229H210ZM227 228H225V229H227ZM251 228H247V229H251ZM255 228V227H254ZM218 229H220V228H218ZM225 229H223V230H225ZM247 229H245V230H247ZM256 229V228H255ZM254 229V230H255ZM122 230V229H121ZM123 230H124V228H123ZM122 230V231H123ZM134 230L136 231V229L134 228ZM152 230V229H151ZM160 229H158V231H159ZM162 230H164V229H162ZM176 230V231H175ZM182 230V229H181ZM222 230V229H221ZM220 230V231H221ZM223 230L221 231V233H223ZM254 230L253 229H251V231H253L254 232ZM260 230H262V229H260ZM134 231V232H135ZM156 231V230H155ZM174 231H175V233H174ZM219 231V230H218ZM219 231V232H220ZM226 231V230H225ZM228 231V230H227ZM250 231V230H249ZM264 231V230H263ZM128 232V233H127ZM147 232V233H148ZM157 232V231H156ZM156 232L154 233V231H153V233H154V235L156 236ZM164 232V231H163ZM245 232H247L248 233V230L247 231H245ZM255 232H257V231H255ZM254 232V233H255ZM258 232H259V229H258ZM262 232V231H261ZM261 232H259L258 234L260 235V233ZM137 233V232H136ZM150 233V232H149ZM148 233V234H149ZM159 233V232H158ZM188 233H189V235H191L192 237H191V239L188 237ZM210 233V234H209ZM218 233V232H217ZM239 233H240V239H239ZM246 233V234H247ZM152 233H150V236H153V234L151 235ZM161 234H163V233H160V235ZM205 234H208V235H206L207 237H211V238H209V242L207 243V242H205L204 241V239L206 238V236H205ZM256 234V233H255ZM201 235H203V236H205L204 237V239H202V237L203 236H201ZM210 235V236H209ZM252 235V234H251ZM259 235H254V236H259ZM262 235H264V232H263V234ZM262 235H261V237H262ZM129 238H128V237ZM142 236H143V239L145 240V241H143L141 238H142ZM154 236V237H155ZM167 236V237H168ZM237 236V237H236ZM141 237V238H140ZM158 237V236H157ZM165 238L164 239V241L163 242H165V240L166 239H168V238ZM235 237L236 238H238L241 242H240V244L239 243H237V242H239V240H235L234 241V239H235ZM255 237V238H256ZM129 240L130 239V241H128L127 239ZM147 238L149 239V241H148V243H146L145 244V242H147ZM153 238V237H152ZM156 238V237H155ZM213 238V239H212ZM260 237H258V239H259ZM140 239H141V241L145 244V245H147V247H149L150 249H148L147 247H144L145 245L142 243V244H140L139 242H141L140 241ZM207 239V238H206ZM205 239V240H206ZM210 239H211V241H210ZM251 239H252V237H251ZM251 239H249V241H250V243H251ZM261 240H262V238H260ZM190 240H192V241H190ZM213 240V241H212ZM256 240V239H255ZM151 241H152V239H151ZM168 241V240H167ZM237 241V242H236ZM257 241V240H256ZM255 241V242H256ZM133 242H135V243H137L136 244V246H134V247H132L133 245H134V243ZM169 242H171V241H169ZM172 242H173V240H172ZM253 242H254V240H253ZM253 242L250 244L251 245V247H252V245H253ZM254 242V243H255ZM258 242H259V240H258ZM264 242V241H263ZM225 243H227V244H225ZM131 244H133V245H131ZM175 244V243H174ZM186 244V243H185ZM256 244H258V243H256ZM255 244V245H256ZM261 245V247H262V245H264L262 242L260 243ZM8 245V243H7V241H5L4 239H2L1 240V249L3 248H5V246H7ZM142 245H144V246H142ZM162 245H164V244H162ZM166 245V244H165ZM168 245V244H167ZM170 245V244H169ZM187 245V247H188V245L189 244H186ZM216 245H218L219 247H216ZM225 245H227V246H225ZM238 245H240V246H238ZM244 245H246V244H244ZM72 248H71V247ZM171 246V245H170ZM169 246V247H170ZM182 246V245H181ZM211 246H214V247H211ZM74 247H75V249H74ZM155 248H156V246H154ZM180 247V246H179ZM185 248V245L184 246H182V248ZM190 247H189V249H190ZM240 247V248H241ZM249 247V246H248ZM246 247V249H250L249 251H251L252 252V250L253 249H255L256 247L254 246V248L251 250V247ZM264 247V246H263ZM262 247V248H263ZM258 248V247H257ZM72 249H74L73 250V252H72ZM241 249H243V248H241ZM259 249V248H258ZM257 249V250H258ZM261 249V248H260ZM169 250H170V248H169ZM175 251H176V249H174ZM256 250V249H255ZM256 250V251H257ZM262 250V249H261ZM77 251V252H76ZM171 252L173 251V250H170ZM245 251H247V250H245ZM244 251V249H243V252H245ZM254 251V250H253ZM260 251V250H259ZM263 251V250H262ZM177 252H178V250H177ZM241 252H242V250H241ZM250 252V254H252V256H253V254L255 253V251L254 252H252L251 253ZM64 253H66V254H64ZM77 253H79V255L77 254ZM162 253H167L168 255H166V254H162ZM172 254V253H171ZM244 254H246V253H244ZM255 254H257V253H255ZM254 254V256L253 257H256L257 255H260L259 253L257 254V255H255ZM262 254H263V252H262ZM261 254V255H262ZM0 255H1V253H0ZM62 255V256H61ZM67 255V256H66ZM77 255V256H76ZM173 255H175V254H173ZM177 255V254H176ZM175 255V256H176ZM76 256V257H75ZM165 256H162V260H163V257H165ZM175 256H172L173 258L175 257ZM181 256V255H180ZM179 256V258H178V256H177V258L176 259H173V260H171L170 259V262L172 263V264H185V262H186V260H187V263L189 262L190 263V261H188V259H186V257L185 256H182V260H183V257L185 258L182 262L183 263H181L179 260H181L180 257ZM241 256H242V253H241ZM244 256V255H243ZM251 256V257H252ZM248 257V256H247ZM246 257V259L248 260V258ZM62 258V259H63ZM67 259L68 261H70V263H72L71 262V260L72 259ZM157 258V259H156ZM235 259V260H233V259ZM243 258V257H242ZM250 258V257H249ZM256 258H258V257H256ZM261 258V257H260ZM262 258H263V255H262ZM61 259V258H60ZM59 259V262L61 263V262H63V261H65V262H63L62 264H64V263H69L67 260H64L63 259V261H62V259L60 260ZM103 259L104 260H106L105 262L103 261ZM179 259V260H178ZM232 259V260H231ZM244 259V258H243ZM252 259V258H251ZM77 260H75L78 264H79V262L77 261ZM239 260V259H238ZM252 260H255V258L254 259H252ZM252 260H249V261H252ZM258 260V259H257ZM256 260V261H257ZM261 260V259H260ZM56 261V260H55ZM75 261L73 260V262H74V264H76L75 263ZM98 261H100V262H98ZM154 261H152V262H154ZM168 260L166 259V262H167ZM185 261V262H184ZM231 261V262H230ZM240 261V260H239ZM255 261V262H256ZM264 261V260H263ZM46 262H48V261H46ZM57 262V261H56ZM149 262H151V261H149ZM148 262V263H149ZM150 263V264H153V263ZM159 262V261H158ZM161 262V261H160ZM241 262H242V259H241ZM241 262H239V263H241ZM244 262V261H243ZM247 261H245V263H246ZM258 262V261H257ZM69 263V264H70ZM168 263H169V261H168ZM186 263V264H187ZM188 263V264H189ZM238 263V262H237ZM244 263V264H245ZM251 263V262H250ZM249 263V264H250ZM47 264H50V263H47ZM57 264H58V262H57ZM87 264V263H86ZM158 264V263H157ZM159 264H163V262L162 263H159ZM170 264V263H169ZM236 264V263H235ZM242 264V263H241ZM248 264V263H247ZM256 264V263H255ZM259 264V263H258Z\"/></svg>", "mask_w": 264, "mask_h": 264}]
</instances>
